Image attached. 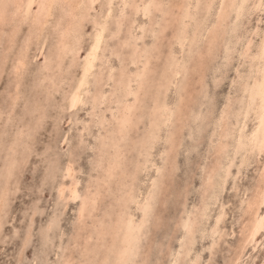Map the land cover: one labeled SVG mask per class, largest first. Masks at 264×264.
Segmentation results:
<instances>
[{
    "label": "rangeland",
    "instance_id": "rangeland-1",
    "mask_svg": "<svg viewBox=\"0 0 264 264\" xmlns=\"http://www.w3.org/2000/svg\"><path fill=\"white\" fill-rule=\"evenodd\" d=\"M0 1H1L0 7L1 8L4 7L5 13L7 12V14L3 13L2 16H4V18L0 17L1 18L0 23L2 22L1 23L2 26H3V24L5 25L4 27H2L0 24V28H1L0 29V203H1L0 204V264H58V263L59 264H93V263L94 264H103V263L104 264H110V263L115 264L116 261H113L116 259L115 246H117V244L119 242L118 241L119 238L117 237V235H113L111 233L110 227L112 226V223H110V222H114L112 219L117 218V214H116V211H117L116 207L117 206L116 205H117V202L121 199L120 194H122V195L125 194V193H122L121 191L127 192V190L129 191L130 187L132 189V187L135 185L137 186L138 183H139V185L136 187L137 189L134 188L137 191H139V192H137L135 190L137 196H136V194L133 195V191L130 193H131V195H133V197L135 196L134 200H135V198H137V199L139 198V199L138 200L136 199V201L134 203H129V205L131 204L129 206V210H131V212L133 211V213H131V212L130 213L132 216L134 214L136 215V216L134 215L135 217L133 216V220L137 221V222L139 220H141L142 215H138V213L140 214L141 211L139 209H137L138 207L136 208L135 206H137V205L139 206L138 203L142 202V199H144L145 197L148 198L150 196L151 197L154 196L152 194L151 195L149 194V192L152 193L151 190H153L154 188L156 190L154 189L155 191H153V192H156L157 189H159V190L162 189V190L161 191L158 190L159 192L158 191L156 192V196H154L156 198H154V197L151 198V199H153V201L154 200L156 201L155 205L152 204V206L154 205L153 206L154 211L150 212L152 214L151 217L153 215L154 216L152 218H150L148 215L147 219H149L150 222L145 221V225H144L145 229H143L142 230L143 232H140V234H139V238H140L139 242L141 241L140 243H142L143 246L141 244H137L138 246L140 245L141 248L138 247L139 248V251L137 249L138 253L135 252V255L133 256L135 258V260L138 257L139 258L136 261L134 260V258H132V260L128 264H131V263L139 264V262L141 264V261L143 264H168V263L169 264H175L174 263L175 261H176V264H180V263L181 264L182 263L183 264H189V263L190 264H194V263L196 264L197 262H198L197 264H263L264 263V201L262 202V204L260 206L261 208L259 207V210H257V207H255V206L251 207V208L248 207L250 202L255 200L257 197L255 193H257L258 190L256 192L255 188H257L258 182L260 181L259 172L261 171V169H262L261 167H262V164L264 162V160H263L264 159V152L260 155L255 154L256 152H252V153L249 152V154H247V153L244 154V152H240V153H237V155H236V152L234 149L236 146L235 140H234V137H232L233 135L236 136L237 131L235 130V128L236 129L238 128V126H236V125L234 126V124H236V123H234L235 122L234 117H236V115H234V114L237 113V111L240 109V106H242L241 104H239L238 99L243 97L242 96V86L245 83V80L247 79V77L249 75H251V73L253 72V70L250 67L254 64L251 61L249 62V60H250L249 58H241L242 54L244 52V51L242 52V50L245 49L246 42H247L246 38H247L248 40L252 41V46H253L252 51L253 52L251 51V53L255 52L254 47L256 46V43H258L257 40L259 39V37L257 36V38H256V34H254V33L257 31L258 27L260 29H263V27H264V21H263L264 20V14H263L264 10L263 9L259 8L260 10L259 9L256 10V7L253 6L254 4L252 2L249 3V6H246V12L244 13L243 16H241V18L243 17L242 19H244V21L242 19H240V22L242 21L241 22L242 25L240 27L239 26L240 24H239L237 27V32H239L240 34L242 33L243 35H239L235 31V34H238L239 39L244 36V38H242L244 41L242 39L239 40L237 38V35H236L235 38H236V40L237 39L238 40L237 41L234 40L231 43L230 40L233 36H231V38H229L227 36H226L227 38L225 37L227 39V40L226 39L225 40L230 41V43L232 44V46L234 48L237 47L236 48V49H238L237 52H236V49L235 50L232 49V51L233 52L235 51V52L233 53L231 51V54L229 56L231 58H228V59H226L225 57L223 58L224 55H223L222 51H224V45L225 44L223 45L222 43H225V42H223V40H222V42H221V40L220 41L218 40V42L216 43V46H215L218 49L215 53L216 55L213 52L214 58L212 57V54L210 57V54L205 55V52H204V54L202 56L204 59V60H202L203 65L206 64L204 67L194 68L192 70V72L194 70H196V71L198 70V71L193 72V74L191 73V70L188 73H186V75H184V76L181 74L182 78L186 76L185 77L186 80H183V82L187 81V83H188L187 85L184 86L185 89L183 87L182 93H181V90L179 89L180 88L179 83L182 81V78L180 77V75L178 77H176V79L179 78L178 79L179 81L176 79L173 80L172 85H170L171 87L169 86V88L167 90V91H169V90L170 91L168 93H166L167 91H165L164 92L165 95L163 94V92L159 93L157 91V86L148 85L150 87H145V88H148V89L144 88L145 89L144 92L147 95H144L145 93L140 89L142 92L139 91V99H140V101H144V102L136 104L138 107L137 111L139 110L140 104L142 105L141 106L142 108H140V110L138 112L136 111L137 112L136 114H138L139 117H138V115H135V117H134V119L136 118V120L138 118V120H137L138 125L135 122L136 120H132L133 121L132 124L128 125V128L130 127L131 129L129 128V129H127V131H125L126 132L125 136L126 137L129 136V137H127L128 139L126 140V137H124L123 139L121 138L122 140H119L118 138H117L118 139L117 140L116 134L114 135V133H113V135H112L109 133H112V131L114 132V130L117 129L116 128L117 127L116 122H114L115 121L114 118L118 115V112H117L118 107L117 106H119L118 105L119 102H116L115 99L119 100L120 99L119 97L122 93L121 92L119 93L120 90L116 91L117 93H119V95L117 93H113V89L116 88L117 83L120 82L119 79H121V75L123 74L122 72H124L125 74H129L130 76H133L134 73H136L138 70H140V67H142V64H141L142 61H140V60H137L136 64L128 63L130 58L127 56V54L130 56L134 50L140 51V49H141V51H143L142 55H145L146 53L149 54L153 50L152 52H155V53L153 54L151 52L149 54V56L151 58L150 62H149L151 66H149V67L153 68L155 71L153 73L154 78H156L158 76L159 71L161 73V70H163L165 68V66L173 60L172 56H174V57L176 56L175 58L177 59V62H179V60H180L179 63L181 65H184L186 63L189 64V61H191V60L193 61V59H190V58H189L190 60L188 59V57L191 56L189 54V51H188L189 50V46H188L189 43L186 42L187 44L186 43L184 44V47H183L184 49H183L180 46V44H176L177 41L175 40V38H173L175 33L172 36L173 32H175L177 30L178 22H180L176 19L174 14H176L177 7L180 4L181 0H161L160 8L155 9L152 12V14H150L151 16L150 15L144 16L142 11L141 12L140 11H137V12L134 11V9H133L134 5H137V4L141 5L140 0H135L136 4L135 3L132 4V3H130L131 2L130 1L129 3L131 5V7L128 4L129 6L127 5L125 8H124V4H123V1H125V0H112L111 6L107 4L109 0H92V3H90V4L87 3L88 7L81 5L82 8L79 7L78 4L76 3V1L79 2V0H74V2H73V0H70V3H72L74 7H75V5L77 7V9L76 8L74 9L75 11L73 10V12H75V14L74 13L70 14L73 18L67 12H65V10H62V8L57 10V8H58L57 6L55 7L54 11L51 12V15L55 13L54 17L51 15L50 16L44 15L45 16L44 17L38 8L40 0H34L33 5L31 7V10L28 13L30 17L32 16L31 17L32 20H30L31 18L28 15L24 14L23 8H21L23 6L25 8V5L23 3L26 0H22V1H24L21 4L22 6L21 7L17 6V8H16V5L14 4L15 0H9V1L8 0H0ZM84 1H85L84 3L86 4L87 0H84ZM145 1H147V0H143V2H145ZM9 2H11V3L14 2V3L13 4L10 3L11 4V6H10V5H8ZM17 2H18V0L16 1V3ZM195 2H196L195 0L191 2V5L189 6L190 10L194 11V7L196 5ZM112 3H113V5H112ZM114 3H117V4H114ZM216 3H217V5H213V7L210 10L213 12L212 15H211V12H209L210 15H208L209 17L212 16V18L211 17L209 18L208 16L206 17V19L209 20V22L207 21L208 23L206 22V25L210 24V25H208V27L205 26V28H206L205 30L208 32L205 34L206 36L204 35L205 37L203 36L204 39H201L202 41H200L197 44L198 48H200L201 51L205 50L204 49L206 46L205 43L207 41L205 39H208V35L211 33V31L209 33V29L212 30V28L214 27V24L216 23L217 18H218L217 15L219 12V10H218L219 9V1H216ZM6 4L8 5L7 7H6ZM103 4L105 6H103ZM14 7L18 10L17 12H16V9ZM114 7H115V9H114ZM215 7H216V9H215ZM8 8H12V10L13 9L14 10L12 11L11 9H8ZM18 8H21V10ZM78 8L80 11L78 10ZM86 8L87 9L89 8L90 10L89 9L87 10ZM112 8H113V10H112ZM127 8H128V10H127ZM198 8H200V7H198ZM251 8H255L254 11ZM125 9L130 14H128ZM109 10L113 11V12H110V14H112V13L113 14L109 15L108 18L111 19V17L113 16V17H115V19L113 17L111 20H109L108 18H105L108 15L107 12ZM115 10L118 12H115ZM122 10L123 11L125 10V12L122 13L123 12ZM157 10H158V12H157ZM11 12L12 13L15 12L16 14L17 13L18 14L16 15L14 13L12 15ZM77 12H78V15H77ZM197 12H199V9ZM259 12L261 13L262 16L260 15ZM135 13H136V15H134ZM216 13H217V15H216ZM257 13H259V14H257ZM203 14L204 13H202L200 15L201 17L198 16V13L196 14V16H198L199 18L196 17L198 19L194 20L193 23L190 22V24L187 28L188 33L192 29H194L195 22L199 19H202ZM11 15L14 17H12ZM15 15L19 18H21L23 16V18H21L22 20L19 18H16ZM20 15H22V16H20ZM25 15H26V18H25ZM127 15L130 17H128ZM77 16H78V18H77ZM118 16L119 17L123 16L122 17L123 22H122L120 32H123V31L124 32L120 33V35H119V32H118V34H116V32H115L116 26L114 27V24L116 25L117 18H119ZM229 16H231L232 19L230 17H228V20L226 19L227 24H231L233 22L234 17H235V15L232 13ZM74 17H76V19ZM5 18L9 22L6 21ZM9 18H10V20H9ZM35 18L39 19V21L41 22V23L39 22L40 25L39 24L37 25L34 22ZM48 18L49 19L51 18V19L49 20ZM85 18H87V20ZM91 18H93V19H91ZM105 19L107 21L106 22V24H107L106 29L107 30L104 32L103 43H102L103 46L101 45V51L99 52V54H100L99 60H97V65L95 64V68L93 70V73H92V75H90L88 82L82 91V102L80 104H78V107L73 108L74 109L73 110L70 108V102L69 101H70V96H71V94H72V92H73V90L77 84L78 79L81 78V70H82L81 68H82V63H83L82 60H84L86 53H87V49L89 48L90 43L92 41V38L96 32V26L98 27V24L99 23L101 24ZM213 19H214V24L212 23ZM259 19H261V20H259ZM11 20L13 21V23ZM19 20L21 22L19 23L20 25L18 26L17 24H18ZM66 20L69 23L73 22V23H70L71 27H68L70 24L68 25V22ZM113 20H115V22ZM126 20H128V21H126ZM175 20L178 22H176ZM46 21H48V22H46ZM77 21H79V23ZM111 21H112V23H111ZM156 21H157V23H156ZM31 22H32V24H31ZM56 22H57V24H56ZM76 22L78 23V26H77ZM113 22H114V24H113ZM124 22H125V24H124ZM42 23L43 24L45 23L44 27H43ZM129 23H131V24H129ZM26 24H28V25H26ZM79 24H81V26ZM168 24H170V25H168ZM211 24L213 27H211ZM227 24H226V26L228 27ZM39 26L42 29L43 33H42V31H40V29L38 31L37 27H39ZM74 26H77V27H74ZM151 26H152V28H151ZM158 26H161V27H158ZM242 26L246 31H244ZM26 27H27V29H26ZM31 27L33 28V31H32L33 33L37 29L36 31L38 33L37 32L34 33L35 37L32 36L33 33L31 32V30H32ZM125 27L127 28V30L125 29ZM128 27H130V28H128ZM230 27H228L229 28L228 30H230V29L233 30L236 28V27L235 28H232V27L230 28ZM3 28H5V31H3L4 30ZM130 29H131V31H130ZM189 29H191V30H189ZM238 29H240V30L238 31ZM252 29H254V30H252ZM10 30H13V31L11 32ZM133 30L135 32H133ZM154 30H155V32H154ZM173 30H175V31H173ZM14 31H18V32L15 33ZM51 31H52V33H51ZM3 32L4 33L6 32L5 35ZM252 32H254V33H252ZM39 33H41V34H39ZM63 33H67L65 35V37H63V38H65V41L67 42L68 50H66V54H64L60 59H58L56 57V51H57L56 48H58L57 43L61 40V36ZM124 33L127 35H125ZM161 33H163L165 35H162ZM246 33H248V34H246ZM251 33H252L253 37H250ZM43 34H45V35H43ZM143 34L146 35L147 38L144 39L145 36L143 37ZM54 35H56V37ZM122 35H124V37ZM157 35L159 36V38ZM189 35H191V32L189 33ZM228 35H230V34H228ZM40 36H41V38H40ZM126 36H128V37H126ZM133 36H134V38H133ZM162 36H164L165 38ZM240 36H242V37H240ZM32 37H33V39H32ZM125 37L127 40L125 39ZM152 37L155 39H152ZM130 38L132 40L131 44H130L131 41L129 40ZM113 39H114V41H113ZM123 39H125V40H123ZM133 39H136V40L133 42ZM141 39H143L144 42ZM156 39L158 40V43H160L159 40H161V43L156 44L157 43ZM137 40H138V43L140 44L141 48H140L139 44H137ZM154 40H156V41H154ZM18 41H21L20 44ZM125 41H127V42L129 41L130 46L126 45L128 43ZM104 42H106V43H104ZM112 42H113V44H112ZM141 42H142V45H141ZM237 42L239 43L238 45H237ZM241 42H243L242 45L240 44ZM153 43H154V45H153ZM219 43L222 46H220ZM171 44H172V46H171ZM234 44H236V45L234 46ZM26 45H27L26 51L24 53H22V50L26 47ZM107 45H109V46L107 47ZM118 45H120L119 48L116 47ZM121 45L123 47V50L120 49V48H122ZM134 45L136 47L139 46L140 49L135 48L133 50V48L135 47ZM201 45L203 46V48ZM18 46H20V47H18ZM155 46H157V47L154 48ZM158 47H159V49H157ZM240 47H241V49H240ZM168 48L173 50L171 52L173 55L170 54V52H169L170 49H168ZM221 48H222V50L220 51ZM124 49H125V51H124ZM146 49H150L151 51L148 50L149 51L148 52ZM111 50H113V51H111ZM126 50L127 51L129 50L131 52L127 53ZM116 51H117V53H116ZM159 51H160V53H159ZM106 52H108V53H106ZM118 52L121 54H119ZM124 52H126V54ZM184 52H186V53L184 54ZM105 53H106V56H105ZM168 53L170 54L171 59H167V58H170V57H168L169 56ZM117 54H119V55H117ZM158 54H159V57H156V56H158ZM177 54H179V55H177ZM218 54H219V56H218ZM237 54L239 55V57ZM20 55L24 56V60H23L24 64L22 66H20V63H19V65H17V59L20 58ZM107 55H109V57ZM115 55H116V57H115ZM103 56L106 57L108 60L106 58L103 59ZM124 56H127V57H124ZM153 56H154V58H153ZM185 56H186V59H185ZM46 57L52 58L51 64H49L50 61L45 60ZM136 57H138V55H136ZM216 57H218V58H216ZM100 58L102 61L100 60ZM125 58L127 60L124 62L123 59L125 60ZM210 58L212 61L210 60ZM215 58L217 59V61ZM109 59H110V61H109ZM225 59L228 62H226ZM230 59H232L233 61ZM103 60L104 61L106 60V61L104 62ZM168 60H169V62H168ZM236 60L240 63H238ZM107 61L109 62V64L111 63V65L106 63ZM210 61H211L212 65L210 64V66H209ZM45 62L50 65L49 69H46V67L44 65ZM126 62L128 64H126ZM223 62H224V64H223ZM243 62L246 66L243 64ZM192 63L194 64V62H191V64H189L190 68L193 65ZM113 64H114V66H112ZM129 64H131L132 66ZM220 65H222V66H220ZM239 65H243V66H241L242 67L241 70H240ZM210 67L213 71L210 70V72H209ZM110 68H111V70L113 69V72L110 70ZM128 68L130 70H131V68H133V69L130 71ZM202 68H204V69H202ZM220 68L222 70H220ZM246 68H248L249 70L248 69L246 70ZM104 69L107 70L108 72L105 71ZM123 69L128 70L129 73L124 71ZM216 69L218 71L217 72L218 74L221 72H223L224 74L221 73L218 75L216 73ZM227 69H229V70L227 71ZM110 71H111V73H110ZM133 71H136V72H133ZM208 72H209V74H207ZM245 72L246 73L249 72L248 76ZM108 73H110L112 76L109 81H108V76H107ZM132 73H133V75H132ZM197 73H198V75H197ZM200 73L202 74L201 76H200ZM241 73H243V74L245 73L246 77L244 75H242ZM187 74H189V75H187ZM98 75H99V79L100 78L105 79V80L103 79L102 81H98L99 84L101 83V88L103 87L102 90L105 89L103 91V98L104 99L102 98L103 99L102 103H104L105 105L100 104V106L98 105L96 108H94L93 105L95 103L93 102V97L96 95L95 86L97 87V84H96V80L93 81V79L95 78V76H98ZM190 75H192V76H190ZM92 76H94V77H92ZM102 76H104V77H102ZM197 76H199V77H197ZM221 76L224 79L221 78ZM235 76L237 79L235 78ZM200 77L203 79L205 84L200 80ZM205 78H206V80H205ZM180 79H181V81H180ZM113 80H116L117 82L116 81L114 82ZM198 80L200 82H198ZM214 80L215 81L218 80V81H216V83H215ZM233 80H235V81H233ZM106 81L110 84H108ZM212 81H214V82H212ZM201 82L203 83V85ZM237 82H239L240 84L239 83L236 84ZM73 83H74V85H73ZM241 83H242V85H241ZM104 84H106V85L104 86ZM133 84H132L133 85L132 90L133 89L136 90V83H133ZM64 85H65V87H64ZM112 85L114 88L112 87ZM238 85L240 87H237ZM153 87H155V88H153ZM153 89H155V90H153ZM151 91L153 92V94H151L152 93ZM155 91L158 93H155ZM183 92H184V94H183ZM83 93H84V95H83ZM90 93H92V95ZM106 93H107V95H106ZM141 93H144V94H141ZM148 93H149V95H148ZM176 93H177V95H176ZM179 93H180V95L182 94L183 96L182 95L180 96ZM190 93H191V95H190ZM166 94H168V95H166ZM195 94H196V96H194ZM154 95L157 97H155ZM113 96H114V98H113ZM122 96L123 95H121V97ZM160 96H161V98H160ZM166 96H168V97H166ZM129 97L130 96L127 97L126 101L132 102L133 96L130 98ZM181 97H182V101L180 102ZM111 98L114 101L111 100ZM156 98H158V101L156 100ZM165 98H166V100H165ZM156 102H159L160 104L165 103L167 108H173V110L175 111L174 117H172L171 118L172 120L170 121V123H168V125H166L168 127H166L164 125L160 126V127H162V128H160V130H159L157 125H155L153 127L154 124L152 125V123H151L152 120H154L152 114L154 112L156 114V111L154 109H156V106H158ZM172 102H174V103H172ZM84 103L86 105H84ZM92 103H94V104H92ZM237 104H239L238 105L239 107L237 106ZM170 105L173 107H171ZM226 105H227V107H225ZM101 107H103V108H101ZM149 107H151L150 108L151 113H149L150 112ZM186 107H187V110H186ZM68 108L70 110H68ZM104 108H106V109H104ZM112 108L115 110H113ZM175 108L178 109V112H176L177 109L175 110ZM99 109H101L106 116ZM109 109H111V110H109ZM223 109L224 110H231V113L233 114V115H231L232 117L229 116L228 120H227V122H228L227 124L229 126L228 128H230L233 132L231 131L230 136H227L228 138L227 137L225 138L226 141H225L224 137L221 138V136H222V124L223 123H221L222 119H220V117H221L220 113L224 111ZM173 110L171 112H173ZM110 111H111V113H109ZM101 113L104 116L103 115L102 116L97 115V114H101ZM145 113H147V114H145ZM111 114L113 116H111ZM198 115H199V117H198ZM221 115H222V113H221ZM99 116H101V117H99ZM151 116H152V118H151ZM160 116L161 115L159 113L156 114V117L160 118ZM203 117L205 119H203ZM193 118H194V120H193ZM111 119H113L112 122H111ZM206 120H208V121H206ZM217 120H219V121L217 122ZM232 120H233V123H232ZM251 120H252V122H251ZM202 121H203V123H202ZM211 121H213V122H211ZM249 122H250V125H249ZM209 123L214 125V127L211 124L209 125ZM214 123H216V125ZM113 124H115V127H113L114 126ZM149 124L151 125L150 128H149V126H150ZM192 124H193V126H192ZM134 125H137L136 127L138 129L135 128ZM175 125L176 126L178 125V127H175ZM252 125H253V119L251 116L249 118V121H247V126H246L247 128L245 129V130H247L246 131L247 133L251 130ZM132 126H134L133 127L134 130H133ZM194 126H195V129H194ZM203 127H205V128H203ZM108 128H109V130L107 131ZM164 128H165V130H164ZM176 128H178V129H176ZM180 128H181V130H180ZM248 128H250V129H248ZM198 129H200V130H198ZM208 129H212V130L210 131ZM110 130H112V131H110ZM148 130L150 133H148ZM150 130H153V132ZM154 130H155V132L158 131L157 134L154 133ZM167 130H169V131H167ZM171 130H172V133L170 132ZM174 130H175V132L177 131L176 134L173 133ZM201 130H203L204 131L203 134L205 133V134H207V136L205 134L203 135L202 133H200ZM104 131H105V133L107 132L108 134L103 133ZM129 131L131 134L129 133V135H128L127 132H129ZM160 131H161V134H159ZM197 131L198 132L200 131L199 133H200L201 138H199V136L197 137V135L199 134V133H197ZM216 131L217 132L219 131L220 132L219 134L221 136L218 135V133ZM24 132L26 133V135L24 134ZM178 132H180L181 136L177 135V134H179ZM212 132H214V133H212ZM151 133L156 134V136H153L154 134H151ZM194 133H196V134H194ZM100 134H101V136H100ZM158 134L160 135L159 137L157 136ZM169 134H170V137H167ZM172 134H174L175 137L177 136L178 139L182 138L181 141L179 140L180 141L179 142L178 139L172 137ZM213 134L217 135V136L215 135L216 139H215V136L212 139ZM142 135H144V136H142ZM149 135H150V137H149ZM209 135L211 136V139L209 138ZM130 136H131V138H130ZM203 136H205V137H203ZM218 136L220 138H218ZM151 137L152 138L156 137L157 140L155 138V141H154V140L150 139ZM196 137L199 138L198 140L201 142H199ZM229 137H231L233 139H231ZM110 138H111V140H110ZM144 138H146V139H144ZM173 138L175 141L172 140ZM20 139H22V140H20ZM102 139H104V140H102ZM112 140H114V141L117 140L118 142L116 141L117 142L116 147L114 146V147H111V149H110L109 148L110 146L115 145L114 141H112ZM195 140H197L198 142L197 141L195 142ZM209 140H211V144L208 143V142H210ZM227 140H229V141H227ZM232 140H234V141H232ZM172 141H173L174 145H176V146L171 144ZM177 141H178L177 144L179 145V147H177V144H176ZM218 141H219V143H218ZM230 141H232L234 144ZM19 142H20V144H19ZM102 142H104L105 148L101 147ZM131 142H133V143L131 144ZM220 142L229 145V146L227 145V147L224 149V152L221 153V157H224L223 160L225 161V164H227L226 166H225L224 162L222 161V159H220L221 158L220 153H219V155H218V153H216L219 160H216V157L214 158V156H216V154L214 153L215 147L217 145L216 143H218V146H219ZM226 142H228V143H226ZM147 143H148V147L146 145ZM133 144L135 145V147L133 146ZM142 144H143V146L146 145L147 149L150 148L149 149L150 151L149 150L146 151L147 149H144V150L140 149V148H146V147H143ZM230 144H231V146H230ZM152 145H153V147H152ZM25 146H27V147H25ZM107 147H108V149H107ZM127 148H129V149H127ZM175 148H177V149H175ZM210 148L214 149V150L212 149L214 155H213V153H211L212 150ZM217 148H216V150H217ZM119 149H121V150H119ZM124 149L126 151H124ZM133 149H135V150H133ZM151 149H152V151H151ZM233 149H234V151H233ZM114 150H116V152ZM165 151H166V153H165ZM148 152H149V155H148ZM231 152H235L236 156L234 155V153H231ZM11 153H13V154H11ZM101 153H103V154H101ZM114 153L115 154L118 153L119 157H117L116 159L113 158L112 154H114ZM125 154H127V155H125ZM241 155H244V156L241 157ZM15 156L18 159L14 158ZM17 156H19V157H17ZM148 156H152V158L148 159ZM231 156H233L234 159L236 157L237 162H236V160H233V158ZM121 157H123V158L121 159ZM141 157H144V158L146 157V159H145L146 162L143 160L144 158L141 159ZM167 157H170V158H167ZM112 158H113V160H111ZM127 158H130V159L127 160ZM136 158H138V159H136ZM213 158H214V161H213ZM226 158H230V159H226ZM258 158H259V160H258ZM102 159L103 160L106 159V160L102 161ZM147 159L148 160L152 159L151 160L152 162L151 161H150L151 163L148 162ZM225 159L228 161H226ZM244 159L245 160L247 159L246 163H249V164H245ZM253 159L256 163L258 162L259 165L256 164L255 162H253ZM98 160H99V163H98ZM125 160H126V164L124 165ZM231 160H232V163L234 162L235 164L233 163V165H232V163L230 162ZM248 160H250L252 162H250V161L248 162ZM53 161L56 164H54ZM117 161H119V164H121V165L117 164L118 163ZM127 161H129V162H127ZM134 161H138L139 163H136ZM217 161H218V163H217ZM219 161H221L220 163H222V164H220ZM241 161H242V163H241ZM102 162H104V163H102ZM130 162L133 165H131ZM243 162L245 164V167L243 165ZM97 164L100 165V166L98 165L100 168L101 167H103V168H101V170H100V168L97 166ZM135 164L138 166H136ZM148 164H150V165H148ZM162 164H163V166H161ZM208 164L209 165L211 164L213 166L211 167V165L209 166ZM239 164H242L243 168L241 167V165L239 166ZM51 165H52V167L54 166L55 168H52ZM123 165H124V168H123ZM215 165L216 166L218 165V167H215ZM228 165H230V166H228ZM236 165H238L240 168ZM247 165H249V167H246ZM57 166H58V168H56ZM66 166L67 167L70 166L71 170L74 171V172H72V176L75 173L73 178L72 177H64ZM73 166H74V168H72ZM127 166L130 170L133 166L136 167L137 170L133 167L132 169L133 170L135 169V170L134 171L132 170V171L133 172L138 171L139 173L136 172L133 174L131 171V172H129L130 174L128 175V171H130V170L127 168ZM223 166L225 167V169H227L226 171H225ZM231 166H233V168H231ZM152 167H154V168H152ZM155 167H157L159 169L163 168V170L161 169V171H160L161 175L158 172L159 169H157V168L155 169ZM111 168L113 171L111 170ZM140 168H142L141 171H140ZM172 168H174V169L172 170ZM257 168H258V170H257ZM125 169L127 171H124ZM151 169L154 171H151ZM230 169H232V170H230ZM239 169H241V170H239ZM121 170H123V171H121ZM146 170H148V171L146 172ZM155 170H157V171L155 172ZM6 171H7V173H6ZM54 171L56 173H53ZM95 171L98 172L99 174L102 173L104 175L101 176V175L97 174ZM165 171H167V172H165ZM216 171H217V174H216ZM238 171H240V174ZM106 172H108V173L110 172V173L107 174ZM122 172H123L124 176L122 175ZM125 172H127V173L125 174ZM140 172L142 175H140ZM236 172L238 174H236ZM92 173H94V175ZM168 173L169 174L172 173V174L169 175ZM226 173L227 174L230 173V174L227 175ZM105 175L107 176V179L105 178L106 177ZM108 175H110L111 178ZM132 175H134V176L136 175V180H135V178L132 177ZM147 175H149V176H147ZM219 175L222 176L223 178L219 177ZM75 176H78V177H76V179H75ZM103 176H104V178H102ZM128 176H130V178H128ZM137 176H139V179ZM143 176L146 178H143ZM160 176H162V177H160ZM211 176H214V177H211ZM95 177H97L96 178L97 180H95ZM141 177H142V179H141ZM151 177L153 180H155L154 182H157L159 185L156 184V186H154L153 181H152V183L149 182L152 180ZM91 178L94 179V180H92V182L95 181V183H97L96 185H95V183H92V186H89V183L91 184ZM166 178H168V179H166ZM99 179H101V182L105 179L107 184H105V186H104L103 182H105V181H103L101 183V182H99ZM125 179H128V180L125 181ZM129 179H130L131 184L130 183L128 184V182H127V181H129ZM88 180H90V182ZM123 180L125 181V183L123 182ZM137 180H138V182H136ZM3 181H5V182L3 183ZM76 181L78 182V185L76 184L77 185L76 187L77 188L79 187V189H77V191H79L78 194H79V197L81 199L79 198L77 200H72L69 197L70 193H69L68 188L73 186L74 185L73 183H76ZM80 181H81V183H80ZM109 181H111V182H109ZM134 181L136 183H134ZM206 181L207 182L211 181V182L207 183ZM132 182H133V184H132ZM142 182H145V184L143 183L144 185H146V184L148 185L149 183L150 184H149V186L146 185V187H145L142 184ZM216 182H218V184ZM219 182H221V183H219ZM61 183L62 184L64 183L63 185L65 187H67L65 189L66 192H64V196L66 194V197L68 196L69 199H68V197L67 198L59 197L60 192L58 191L59 190L58 186L62 185ZM205 183H207L206 186H203V185H205ZM214 183L219 187V189H218L219 191H217V189H215L214 186H216V185ZM100 184H101V186H100ZM120 184L125 189L122 187L119 188ZM126 184H128L129 186ZM93 185H95V187H97V188H95ZM97 185H99V189H98ZM117 185H119V186H117ZM211 185H213V187ZM117 187H118V190H117ZM142 187L146 188V189H144L145 193H144V190L142 189ZM149 187L153 188V189H150ZM261 187H262V184H261ZM84 188L86 189V193H89V194H86V197L84 194L85 193ZM102 188L103 189L105 188V189L102 190ZM127 188H129V189H127ZM138 188H141V189H138ZM81 189H82V192H80ZM114 189H116L117 192ZM134 189H132V190H134ZM252 189L254 190V193L252 192L253 191ZM67 190H68V192H67ZM91 190H92V192H91ZM94 190H96V192H94ZM209 190H211L212 192ZM246 190H247V192H246ZM97 191L99 192V194H101L100 195L101 197L99 195H97V193H98ZM114 191H115V193H114ZM108 192H109V194H108ZM111 192H112V195L114 193L113 196L111 195ZM206 192H209V193H206ZM259 192H260V190H259ZM146 193H147V195H145ZM81 194L84 197H82ZM119 195H120V197H119ZM247 196H249V198ZM112 197H114V198H112ZM201 197H203L204 199H202ZM205 197H206V199H205ZM84 198L88 199L87 204H85L83 206V208H84L83 211H86L87 213L83 212V215H82L83 218H82V217H80L81 214H79V213H81V211L79 209H82V204H80V202L83 203ZM89 198L91 201H92V198L95 199V202L90 201V203H88ZM96 198H97V200L98 199H100V200L97 201ZM107 199H108V201H107ZM145 199L143 201H145ZM250 199H251V201H250ZM243 200H245V201H243ZM155 201L153 203H155ZM200 201H202L201 203H203V204H200ZM97 202H99L100 205ZM100 202H102L103 204ZM111 202H112V204L113 203L114 204L112 205ZM247 202H249V204ZM91 203H92V205H90ZM93 203H94V206H93ZM204 203H205V205H204ZM64 204H66V205H64ZM88 204L91 207L93 206L92 207L93 210L95 209L96 211H98L97 214H96L95 210L93 211L92 208L88 206ZM198 204H199V206H198ZM242 206H243L244 210H243ZM60 207H61V209H60ZM130 207H131V209H130ZM88 208H89V210H88ZM207 208H208V210H207ZM245 208H247V209L245 210ZM101 209H102L103 213H102V211H100ZM61 210H62V212H61ZM104 210L107 212H104ZM136 210H138V211H136ZM77 211H78V213H76ZM88 211L89 212L91 211L90 214H92V215H90ZM99 211H100V213H99ZM57 212H58V214H57ZM191 212H192V214H191ZM194 212H196V213H194ZM189 213L193 216H191ZM203 213H205V214H203ZM245 213H246V215H245ZM78 214H79V217H77ZM87 214L90 215L91 217H94V219L90 218V216H88ZM94 214L97 216H95ZM98 214H99V216H98ZM243 214H244V216H243ZM53 215H54L55 221L53 220ZM187 215H189L191 217L190 218L191 220L193 218L196 219V225H193L194 227L191 228L192 233L189 234V235H191V237L188 236L187 232H184L186 230L182 226L183 222H180V220L182 219L181 217H183L182 220H184ZM255 215H257V216L259 215L258 219L260 220V222H259L260 228L258 226V230H257L256 234L253 236V238H251L250 234H251L252 229H253V225L251 226V219L254 218ZM138 216L140 219H138ZM155 216H157L159 218V220H158V218H155ZM189 216H187V217H189ZM85 217H87V218H85ZM89 218L92 219L93 221H91ZM100 219H103V220H100ZM246 219H247V222L249 223L248 226H247V224H248L247 222H246L247 224H245ZM248 219H250V221ZM109 220H110V222H109ZM219 220H220V222H219ZM51 221H54V222L51 223ZM78 221H81V223ZM146 222H149V223L146 225ZM252 222H253V219H252ZM87 223H88V226H87L88 228L86 227ZM75 224H76V227L74 226ZM48 225H49V227H48ZM80 225H82L81 228H80ZM148 225H149L148 230H146ZM44 226H46V229ZM209 226H210V228L213 229V231H211ZM213 226H215V227H213ZM246 226H247V229L243 228ZM74 227L75 228L78 227V228L75 229ZM93 227H95V228H93ZM200 227H202V228H200ZM85 228H87V229H85ZM214 228H216V229L218 228V229L214 230ZM219 228H220V230H219ZM200 229H201V231H200ZM242 229H243V231H242ZM87 230H89V232H87ZM244 230H246V231H244ZM44 231L47 232L46 233L47 237H46V234L44 233ZM144 231H147V233ZM208 231H210V232H208ZM80 232H82V233H80ZM85 232L88 233L89 236ZM211 232H213V233L215 232L214 234L212 233V236H214L216 234L214 237H216L219 241L210 235ZM244 232H245V234H244ZM144 233H146L147 235H145ZM241 233H242V235H241ZM50 234H51V236H50ZM92 235H93V237H92L93 239L91 238ZM94 235L96 237L98 236L97 241H96V239H95L96 237ZM102 235H104V236H102ZM85 236H86V238H85ZM87 236L89 238H87ZM100 236H101V238H100ZM112 236L115 237V238H113V239H116L115 242H114V240H112ZM247 236H248V238H247ZM59 237H62V238H59ZM81 237H82V241H81ZM104 237H106V238H104ZM142 237H143V240L146 239V241L145 240L143 241L141 239ZM189 237L192 238L191 241H189V239H190ZM221 237H222V239L220 240L219 238H221ZM243 237H244V239H243ZM46 238H48V239H46ZM182 238L184 241H186V240H188V241L183 242V240H181L179 242L178 240L182 239ZM241 238L243 239V241ZM86 239L88 240V242ZM91 239L93 241L90 243ZM104 239L108 240L107 241L108 243ZM109 239L113 242H111ZM249 239H250V241H249ZM98 240H102L104 244L101 241L99 242ZM85 241H86V244H85ZM211 241H214V242H211ZM216 241H218L217 242L218 244H216ZM191 242H193L194 246H193V244H190ZM238 242H239V244H238ZM101 243H102V245H105V246H103V247L99 246V245H101ZM106 243H107V245H106ZM184 243H186V245ZM211 243H212V246L214 244H216V245H214L212 247ZM74 244H76V245H74ZM90 244L93 246L94 249L92 248V246ZM96 244H98V245H96ZM114 244H116V245H114ZM149 245H151V246H149ZM255 245H257V246H255ZM68 246H70V247H68ZM144 246H147V247L145 248ZM161 246H162V248H161ZM178 246L180 247L179 249H178ZM187 246H188V248H187ZM101 247L103 248L102 251H101V249H102ZM242 247H243V249H242ZM60 248H61V250H60ZM238 248H239V250H238ZM145 250H149V251L147 252ZM61 251H62V254H61ZM178 251H179V254L177 253L178 256L182 253V255H183L182 257H184L183 258L184 261L181 260V258H182L181 256H179V258L181 257L179 260V258L177 257V254H175ZM238 251L241 253V255H240V253L237 254ZM141 252H142V254H141ZM112 253H113L115 258L113 257ZM60 255L63 259L60 257ZM63 255H64V257H63ZM145 256H147L146 258L148 261L146 259H144ZM236 256H238V259ZM185 257H186L187 261L185 260ZM195 257L198 258V260H196ZM173 258H174V260H173ZM176 258H178V259L176 260ZM145 260L147 262H145ZM189 260H192V261H189ZM194 260L196 262H194ZM90 261H92V263Z\"/></svg>",
    "mask_w": 264,
    "mask_h": 264
},
{
    "label": "bare ground",
    "instance_id": "bare-ground-1",
    "mask_svg": "<svg viewBox=\"0 0 264 264\" xmlns=\"http://www.w3.org/2000/svg\"><path fill=\"white\" fill-rule=\"evenodd\" d=\"M9 1V0H8ZM16 1L17 0H15V5H16V8H17V6H19V7H21L22 5V3L24 2V1H22V0H18V2L16 3ZM111 1L112 0H109L108 1V5H110L111 6ZM131 1V2H130ZM192 1H194V0H181L180 1V4L178 5V7H177V12H176V14H174V16L176 17V19L178 20V21H180V22H178V21H176V22H178V27H177V30L175 31V30H173V31H175V32H173V34H172V36L174 35V33H175V35L173 36V38H175V40L177 41V43L176 44H180V46L183 48L184 47V44L187 42V43H189V54L191 55L190 57H188V59L190 58V59H193V61L191 60V61H189V64H191V62H194V64L191 66V68L189 67V64L188 63H186V64H184V65H181L179 62H180V60H179V62H177V59L174 57V56H172V61L170 62V63H168L166 66H165V68L163 69V70H161V73H160V71H159V74H158V76L156 77V78H154L153 76V73L155 72L154 71V69L153 68H150L149 66H151L150 65V56H149V54L153 51H151L150 49H146L147 51L148 50H150L151 52L149 53V54H145V55H142V52L143 51H141V46H140V44L138 43V40H137V44H139V46H140V48H139V46L138 47H136L135 45V47L133 48V50L136 48H138V49H140V51H138V50H134L133 51V53H131V55L129 56L128 54H127V56L130 58L129 59V62L128 63H131V64H136L137 63V60H140V61H142V67H140V70H138L137 72L136 71H133V72H136V73H134V75H133V73H132V75L133 76H130L129 74H125L124 72H122L123 74L121 75V79H119V81L120 82H118L117 83V86H116V88H114L113 87V85H112V87L114 88H112L113 89V93H117L116 91H119V93L121 92L122 94L121 95H123L122 97H121V95H120V99L119 100H116L115 99V101L116 102H119V106H117L118 107V115L114 118L115 119V121L114 122H116V130H114V132L112 131V130H110V131H112V133H109V134H112L113 135V133H114V135L116 134V139L118 138L119 140H122L124 137H126L125 136V131H127V129H129L128 128V125H130V124H132V120H136V118L134 119V117H135V115H138V114H136L139 110H140V108H142L141 106V104H140V106H139V110L137 111V109H138V107H137V105L136 104H139V103H141V102H144V101H140V99H139V91H145V89H148V88H145V87H150V86H157V91L160 93V92H163V94L165 95V91H167L168 90V88H169V86L170 85H172V82H173V80H175L176 79V77H178L179 75H180V77L182 78V76H181V74L184 76V75H186V73H188L190 70H191V73L193 74V72H195L196 70H194L193 72H192V70L194 69V68H197V67H204L205 65H203V61L202 60H204L203 59V54H204V52H205V55L207 54V55H209L210 54V57H211V54H212V57H213V52H214V54L216 53V51L218 50L215 46H216V43L218 42V40L220 41L221 40V42H222V40H223V42H225V43H222L223 45H224V51H222V53H223V58L225 57L226 59H228V58H231V57H229L230 56V54H231V51H232V49H236V48H234L233 46H232V41H237L239 38V36H238V34L239 35H243L242 33L240 34L239 32H237V27H238V25L241 27V22H240V19H242L241 18V16H243L244 15V13L246 12V6H249V3L250 2H252L254 5V7H256V10L257 9H263L264 10V0H195L196 2H195V7H194V11L193 10H190V5H191V2ZM216 1H219V12H218V15H217V13H216V15H217V21H216V23L214 24V19H213V24H214V27L212 26V24H211V27H213L212 28V30H210L209 29V33H210V31H211V33L208 35V39H205V40H207L206 41V46H205V50L204 51H201V49L200 48H198V43L200 42V41H202L201 39H204L203 38V36L208 32V31H206L205 29V26L206 27H208V25H210V24H207L206 25V22L208 21L209 22V20H207L206 19V17L208 16V15H210L209 14V12H211V15H212V11H210L211 10V8L213 7V5H217V3H216ZM1 2V1H0ZM33 2H34V0H26L23 4L25 5V8H24V6L23 7H21V8H23V12H24V14H26V15H28L29 16V11L31 10V7H32V5H33ZM73 2H74V0H73ZM85 1L84 0H79V2L78 1H76V3L78 4V6L79 7H81V5H83V6H87V3H92V0H87V2H86V4L84 3ZM114 2V1H113ZM120 2V1H119ZM135 3L136 4V2H135V0H125V1H123V4H124V8L129 4L130 5V3ZM140 2H141V5H139V4H137V5H134V7H133V9H134V11L135 12H137V11H142V13H143V15L144 16H149L150 14H152V12L155 10V9H158V8H160V4H161V0H147V1H145V2H143V0H140ZM179 2V1H178ZM177 2V3H178ZM6 3V2H5ZM11 2H9V4L8 5H10L11 6V4H13V3H11ZM4 4V3H3ZM6 4V7L8 6ZM114 4H117V3H114ZM2 5V4H1ZM112 5H113V3H112ZM128 5V6H129ZM193 5V4H192ZM251 5V4H250ZM3 6V5H2ZM5 6V5H4ZM9 6V7H10ZM13 6V5H12ZM58 7L57 8V10L58 9H61L62 8V10H65V12H67L69 15L71 14V13H74L75 14V12H73V10L76 8L77 9V7H76V5H75V7L73 6V4L72 3H70V0H40V2H39V11L42 13V15L44 16H50L51 15V12L52 11H54V9H55V7ZM103 6H105L104 4H103ZM115 6V5H114ZM118 6V5H117ZM88 7V6H87ZM120 7V6H119ZM130 7H131V5H130ZM198 7H200V8H198ZM15 8V7H14ZM15 8V9H16ZM21 8H18V9H20L21 10ZM82 8V7H81ZM92 8V7H91ZM111 8V7H110ZM109 8V9H110ZM122 8V7H121ZM123 8V9H124ZM8 9H11L12 10V8H8ZM87 9V8H86ZM89 9V8H88ZM87 9V10H88ZM103 9V8H102ZM114 9H115V7H114ZM193 9V8H192ZM198 9H199V12H197L198 11ZM215 9H216V7H215ZM253 11H254V9L255 8H251ZM259 9V10H260ZM10 10V11H11ZM14 10V9H13ZM12 10V11H13ZM78 10H79V8H78ZM82 10V9H81ZM90 10V9H89ZM93 10V9H92ZM91 10V11H92ZM106 10V9H105ZM104 10V11H105ZM112 10H113V8H112ZM126 10V9H125ZM125 10L122 12V13H124L125 12ZM127 10H128V8H127ZM127 10H126V12H127ZM258 10V11H259ZM18 10L16 9V12H17ZM75 11V10H74ZM80 11V10H79ZM78 11V12H79ZM175 11V10H174ZM249 11V10H248ZM58 12V11H57ZM78 12H77V15H78ZM110 12H113V11H111V10H109L107 13H108V15L105 17V18H108L109 17V15H112V14H110ZM115 12H118V11H116L115 10ZM157 12H158V10H157ZM198 13V16L199 17H201L200 15L202 14V13H204L203 14V16H202V19H199V20H197L196 22H195V26H194V29H189V30H191L190 32H191V35H189V33H188V26H189V24H190V22H194V20H196V19H198L199 17L198 16H196V14ZM262 12V11H261ZM3 13H5V10H4V7H0V17L1 18H4V16H2L3 15ZM9 13V12H8ZM12 13V12H11ZM10 13V14H11ZM15 13V12H14ZM14 13H12V15L14 14ZM20 13V12H19ZM22 13V12H21ZM87 13V12H86ZM128 13V12H127ZM234 14L235 15V17H234V19H233V22L231 23V24H227L226 22V19L228 20V17H230L231 18V16H229L230 14ZM260 13V12H259ZM259 13H257V14H259ZM5 14H7V12L5 13ZM16 14V13H15ZM18 14V13H17ZM16 14V15H17ZM32 14V13H31ZM55 14V13H54ZM54 14H52L51 16H53L54 17ZM67 14V15H68ZM81 14V13H80ZM92 14V13H91ZM90 14V15H91ZM128 14H130V13H128ZM141 14V13H140ZM173 14V13H172ZM264 14V13H263ZM11 15V16H12ZM15 15V17L16 18H19V17H17ZM26 15H25V18H26ZM33 15V14H32ZM117 15V14H116ZM134 15H136V13L134 14ZM142 15V16H143ZM260 15H261V13H260ZM20 16H22V15H20ZM44 16V17H45ZM56 16V15H55ZM71 16V15H70ZM85 16V15H84ZM83 16V17H84ZM128 16V15H127ZM151 16V15H150ZM233 16V15H232ZM246 16V15H245ZM262 16V15H261ZM12 17H14V16H12ZM30 17V16H29ZM32 17V16H31ZM30 17V18H31ZM72 17V16H71ZM82 17V16H81ZM89 17V16H88ZM113 17V16H112ZM112 17H111V19H112ZM117 17V16H116ZM119 17V16H118ZM123 16H120L119 18H117V21H116V25L114 24V22H115V20H113L114 22H113V24H114V27L116 26V34H118V32H119V35H120V33H123V32H120L121 30V26H122V22H123V18H122ZM128 17H130V16H128ZM165 17V16H164ZM170 17V16H169ZM196 17H198V18H196ZM209 17V16H208ZM211 18H212V16H210ZM209 17V18H210ZM216 17V16H215ZM0 18V19H1ZM21 18H23V16L21 17ZM21 18H19V19H21ZM56 18V17H55ZM73 18V17H72ZM71 18V19H72ZM75 19H76V17H74ZM77 18H78V16H77ZM80 18V17H79ZM114 19H115V17H113ZM229 18V19H230ZM6 19V18H5ZM15 19V18H14ZM29 19V18H28ZM49 19V18H48ZM51 19V18H50ZM49 19V20H50ZM86 20H87V18H85ZM91 19H93V18H91ZM109 19V18H108ZM111 19H109V20H111ZM134 19V18H133ZM232 19V18H231ZM9 20H10V18H9ZM13 20V19H12ZM11 20V21H12ZM22 20V19H21ZM30 20H32V18L30 19ZM69 20V19H68ZM82 20V19H81ZM243 21H244V19H242ZM259 20H261V19H259ZM1 21V20H0ZM6 21H8L7 19H6ZM18 21V20H17ZM27 21V20H26ZM67 21V20H66ZM125 21V20H124ZM126 21H128V20H126ZM212 21V20H211ZM249 21V20H248ZM264 21V20H263ZM4 22V21H3ZM9 22V21H8ZM15 22V21H14ZM21 21L19 20V22H18V26L20 25L19 23H20ZM37 25L39 24L40 25V21H39V19L38 18H35V21H34ZM40 22V23H39ZM46 22H48V21H46ZM51 22V21H50ZM65 22V21H64ZM68 22V21H67ZM78 23H79V21H77ZM76 22V23H77ZM106 19L100 24H98V27L96 26V32H95V34H94V36H93V38H92V41H91V43H90V46H89V48L87 49V53H86V56H85V58H84V60H82L83 61V63H82V70H81V78L80 79H78V81H77V84H76V86H75V88H74V90H73V92H72V94H71V96H70V108L71 109H73V108H75V107H78V104H80L81 102H82V91H83V89L85 88V86H86V84H87V82H88V79H89V77H90V75H92V73H93V70H94V68H95V64L97 65V60H99V56H100V54H99V52L101 51V45H102V43H103V37H104V32L107 30L106 28H107V24H106ZM110 22V21H109ZM133 22V21H132ZM207 22V23H208ZM231 22V21H230ZM2 23V22H1ZM0 23V24H1ZM6 23V22H5ZM11 23V22H10ZM12 23H13V21H12ZM11 23V24H12ZM24 23V22H23ZM70 23H73V22H70ZM69 22H68V25L70 24ZM78 23H77V26H78ZM94 23V22H93ZM111 23H112V21H111ZM127 23V22H126ZM156 23H157V21H156ZM211 23V22H210ZM251 23V22H250ZM7 24V23H6ZM15 24V25H16ZM25 24V23H24ZM30 24V23H29ZM31 24H32V22H31ZM43 24V23H42ZM45 24V23H44ZM44 24H43V27H44ZM47 24V23H46ZM56 24H57V22H56ZM124 24H125V22H124ZM129 24H131V23H129ZM162 24V23H161ZM171 24V23H170ZM170 24H168V25H170ZM226 24L228 25V27H232V28H235V29H233V30H228L229 28L226 26ZM260 24V23H259ZM16 25V26H17ZM26 25H28V24H26ZM25 25V26H26ZM51 25V24H50ZM61 25V24H60ZM80 26H81V24H79ZM145 25V24H144ZM172 25V24H171ZM237 25V26H236ZM1 26H2V24H1ZM5 25L3 24V26L2 27H4ZM31 26V25H30ZM36 26V25H35ZM49 26V25H48ZM77 26H74V27H77ZM126 26V25H125ZM141 26V25H140ZM153 26V25H152ZM152 26H151V28H152ZM247 26V25H246ZM245 26V27H246ZM258 26V25H257ZM62 27V26H61ZM65 27V26H64ZM68 27H71V24L68 26ZM67 27V28H68ZM149 27V26H148ZM158 27H161V26H158ZM193 27V26H192ZM230 27V28H231ZM32 28V27H31ZM36 28V27H35ZM53 28V27H52ZM58 28V27H57ZM128 28H130V27H128ZM242 28H243V26H242ZM247 28V27H246ZM255 28V27H254ZM259 28V27H258ZM257 28V31L254 33V32H252V33H254V34H256V38H257V36L259 37V39L257 40V42L258 43H256V46L254 47V53H251V51H252V49H253V46H252V41L251 40H248L247 38H246V40H247V42H246V46H245V49L244 50H242V52H243V54H242V57L241 58H249L250 60H249V62L251 61L252 63H254L250 68L253 70V72L251 73V75H249L248 76V74H249V72L248 73H246L247 74V79L245 80V83L243 84V86H242V96L245 98H243V97H239L240 99H238L239 100V104H241L242 106H240V109L237 111V113H235L234 115H236V117H234V119H235V122L234 123H236V124H234V126L236 125V126H238V128L236 129L235 128V130L237 131V133H236V136H234L233 134V136L232 137H234V140H235V152H236V155H237V153H240V152H244V154H249V152H256L255 154H258V155H260V154H262L263 152H264V27H263V29H258ZM1 29V28H0ZM4 30L3 31H5V28H3ZM12 29V28H11ZM19 29V28H18ZM26 29H27V27H26ZM37 29H38V31H39V29H40V31H42V29L40 28V26L39 27H37ZM36 29V30H37ZM125 29L127 30V28L125 27ZM124 29V30H125ZM132 29V28H131ZM131 29H130V31H131ZM156 29V28H155ZM176 29V28H175ZM208 29V28H207ZM244 29V28H243ZM7 30V29H6ZM9 30V29H8ZM15 30V29H14ZM20 30V29H19ZM18 30V31H19ZM35 30V29H34ZM35 30V32H37ZM52 30V29H51ZM64 30V29H63ZM69 30V29H68ZM123 30V29H122ZM135 30V29H134ZM133 30V32H135ZM137 30V29H136ZM149 30V29H148ZM167 30V29H166ZM240 29H238V31H239ZM248 30V29H247ZM252 30H254V29H252ZM11 32L13 31V30H10ZM18 31H14L15 33L16 32H18ZM33 31V28H32V30H31V32ZM47 31V30H46ZM61 31V30H60ZM70 31V30H69ZM78 31V30H77ZM165 31V30H164ZM206 31V32H205ZM230 31V32H229ZM235 31L238 33V34H235ZM243 31V30H242ZM244 31H246L245 29H244ZM243 31V32H244ZM2 32V31H1ZM7 32V31H6ZM5 32V33H6ZM10 32V33H11ZM20 32V31H19ZM34 32V33H35ZM127 32V31H126ZM140 32V31H139ZM151 32V31H150ZM154 32H155V30H154ZM163 32V31H162ZM251 32V31H250ZM4 33V32H3ZM5 33H4V35H5ZM14 33V34H15ZM33 33V32H32ZM33 33V37H35L34 34ZM38 33V32H37ZM42 33H43V31H42ZM51 33H52V31H51ZM54 33V32H53ZM59 33V32H58ZM128 33V32H127ZM245 33V32H244ZM249 33V32H248ZM248 33H246V34H248ZM252 33H251V36L250 37H253L252 36ZM13 34V35H14ZM39 34H41V33H39ZM67 33H63L62 34V36H61V40L57 43L58 44V48H56V57L58 58V59H60L64 54H66V50H68V48H67V42L65 41V38H63V37H65V35H66ZM125 34V33H124ZM129 34V33H128ZM131 34V33H130ZM140 34V33H139ZM155 34V33H154ZM153 34V35H154ZM162 35H165V34H163V33H161ZM228 34H230V35H228ZM233 34V35H232ZM11 35V34H10ZM43 35H45V34H43ZM60 35V34H59ZM113 35V34H112ZM125 35H127V34H125ZM136 35V34H135ZM237 35V40H236V38H235V36ZM12 36V35H11ZM16 36V35H15ZM55 37H56V35H54ZM123 37H124V35H122ZM132 36V35H131ZM145 36V37H144ZM148 36V35H147ZM158 36V35H157ZM206 36V35H205ZM204 36V37H205ZM229 37V38H231V36H233L232 38H231V43H230V41H226L227 39V37ZM247 36V35H246ZM26 37V36H25ZM24 37V38H25ZM33 37H32V39H33ZM111 37V36H110ZM126 37H128V36H126ZM126 37H125V39H126ZM130 37V36H129ZM137 37V36H136ZM143 37H144V39L145 38H147L146 37V35H144L143 34ZM142 37V38H143ZM151 37V36H150ZM156 37V36H155ZM162 37H164V36H162ZM226 37V38H225ZM240 37H242V36H240ZM19 38V37H18ZM28 38V37H27ZM40 38H41V36H40ZM133 38H134V36H133ZM138 38V37H137ZM136 38V39H137ZM158 38H159V36H158ZM161 38V37H160ZM165 38V37H164ZM163 38V39H164ZM242 38H244V36L242 37ZM242 38H240V39H242ZM10 39V38H9ZM35 39V38H34ZM60 39V38H59ZM119 39V38H118ZM125 39H123V40H125ZM136 39H133V42L136 40ZM149 39V38H148ZM152 39H155V38H153L152 37ZM226 39V40H225ZM239 39V40H240ZM250 39V38H249ZM255 39V38H254ZM253 39V40H254ZM106 40V39H105ZM127 40V39H126ZM131 42H130V44L132 43V40H131V38L129 39ZM142 41H143V39H141ZM157 40V39H156ZM156 40H154V41H156ZM167 40V39H166ZM243 40V39H242ZM245 40V41H246ZM256 40V39H255ZM45 41V40H44ZM73 41V40H72ZM113 41H114V39H113ZM117 41V40H116ZM175 41V42H176ZM204 41V40H203ZM244 41V40H243ZM19 42V44H20V42L21 41H18ZM74 42V41H73ZM122 42V41H121ZM125 42H127V41H125ZM144 42V41H143ZM159 42L161 43V40H159ZM174 42V43H175ZM205 42V41H204ZM254 42V41H253ZM33 43V42H32ZM104 43H106V42H104ZM111 43V42H110ZM115 43V42H114ZM128 44H126V45H129L130 46V44H129V41L127 42ZM136 43V42H135ZM134 43V44H135ZM160 43H158V40H157V43L156 44H160ZM186 43V44H187ZM203 43V42H202ZM242 43L243 42H241L240 44L242 45ZM255 43V42H254ZM30 44V43H29ZM108 44V43H107ZM112 44H113V42H112ZM119 44V43H118ZM220 44V43H219ZM239 43L237 42V45H238ZM245 44V43H244ZM77 45V44H76ZM105 45V44H104ZM115 45V44H114ZM125 45V44H124ZM125 45V46H126ZM141 45H142V42H141ZM145 45V44H144ZM148 45V44H147ZM153 45H154V43H153ZM162 45V44H161ZM174 45V44H173ZM236 44H234V46H235ZM103 46V45H102ZM109 45H107V47H108ZM111 46V45H110ZM119 46L120 45H118V46H116L117 48H119ZM128 46V47H129ZM149 46V45H148ZM147 46V47H148ZM151 46V45H150ZM171 46H172V44H171ZM179 46V45H178ZM202 46V45H201ZM220 46H222L221 44H220ZM219 46V47H220ZM18 47H20V46H18ZM115 47V46H114ZM113 47V48H114ZM121 47H122V45H121ZM143 47V46H142ZM146 47V48H147ZM152 47V46H151ZM157 46H155L154 48H156ZM200 47V46H199ZM26 48H27V45H26V47L22 50V53H24L25 51H26ZM104 48V47H103ZM127 48V47H126ZM149 48V47H148ZM153 48V47H152ZM202 48H203V46H202ZM18 49V48H17ZM105 49V48H104ZM120 49H122L123 50V47L122 48H120ZM157 49H159V47L157 48ZM168 49H170V48H168ZM184 49V48H183ZM182 49V50H183ZM200 49V50H199ZM240 49H241V47H240ZM103 50V49H102ZM181 50V49H180ZM222 50V48L220 49V51ZM237 50L238 49H236V52H237ZM28 51V50H27ZM111 51H113V50H111ZM124 51H125V49H124ZM158 51V50H157ZM173 50H169V52H170V54H172L171 52H172ZM175 51V50H174ZM184 51V50H183ZM182 51V52H183ZM187 51V52H188ZM83 52V51H82ZM109 52V51H108ZM108 52H106V53H108ZM122 52V51H121ZM126 52L128 53V52H131V51H127L126 50ZM126 52H124L125 54H126ZM149 52V51H148ZM212 52V53H211ZM233 52V51H232ZM235 52V51H234ZM233 52V53H234ZM253 52V51H252ZM106 53H105V56H106ZM114 53V52H113ZM116 53H117V51H116ZM119 53V52H118ZM153 54L155 53V52H152ZM159 53H160V51H159ZM186 52H184V54H185ZM219 53V52H218ZM239 53V52H238ZM26 54V53H25ZM24 54V55H25ZM80 54V53H79ZM119 54H121V53H119ZM119 54H117V55H119ZM170 54L168 53V57H170V58H167V59H171V56H170ZM182 54V53H181ZM236 54V53H235ZM234 54V55H235ZM136 55H138V57H136ZM161 55V54H160ZM173 55V54H172ZM177 55H179V54H177ZM216 55V54H215ZM238 55V54H237ZM108 57H109V55H107ZM127 56H124V57H127ZM218 56H219V54H218ZM233 56V55H232ZM115 57H116V55H115ZM156 57H159V54H158V56H156ZM184 57V56H183ZM182 57V58H183ZM235 57V56H234ZM238 57H239V55H238ZM104 58H106V57H104L103 56V59ZM121 58V57H120ZM153 58H154V56H153ZM176 60H175V59ZM180 58V57H179ZM181 58V59H182ZM214 58V57H213ZM216 58H218V57H216ZM215 58V59H216ZM222 58V57H221ZM233 58V57H232ZM236 58V57H235ZM56 59V58H55ZM107 59V58H106ZM142 59V60H141ZM144 59V60H143ZM166 59V60H167ZM184 59V58H183ZM185 59H186V56H185ZM187 59V60H188ZM189 59V60H190ZM225 59V61L226 62H228L227 60ZM234 59V58H233ZM24 56L23 55H20V58H18L17 59V65H19V63H20V66H22L23 64H24ZM45 60L46 61H50V63L49 64H51V61H52V58H50V57H46L45 58ZM79 60V59H78ZM100 60H101V58H100ZM108 60V59H107ZM127 59L125 58V60L123 59V61L125 62ZM186 60V61H187ZM210 60H211V58H210ZM224 60V59H223ZM230 60H232V59H230ZM238 60V59H237ZM236 60V61H237ZM240 60V59H239ZM244 60V59H243ZM242 60V61H243ZM246 60V59H245ZM102 61V60H101ZM100 61V62H101ZM104 61V60H103ZM106 61V60H105ZM104 61V62H105ZM109 61H110V59H109ZM139 61V62H140ZM212 61V60H211ZM211 61H210V63H209V66H210V64H211ZM216 61H217V59H216ZM224 61V62H225ZM233 61V60H232ZM247 61V60H246ZM123 62V63H124ZM168 62H169V60H168ZM224 62H223V64H224ZM238 62V61H237ZM103 63V62H102ZM106 63H108L109 64V62L107 61ZM105 63V64H106ZM122 63V64H123ZM127 62H126V64H128ZM222 63V62H221ZM238 63H240V62H238ZM247 63V62H246ZM48 63H44V65H45V67H46V69H49V65ZM101 64V63H100ZM131 64H129V65H131ZM183 64V63H182ZM243 64H244V62H243ZM107 65V64H106ZM109 65H111V63L109 64ZM120 65V64H119ZM124 65V64H123ZM157 65V64H156ZM203 65V66H202ZM212 65V64H211ZM226 65V64H225ZM229 65V64H228ZM231 65V64H230ZM245 65V64H244ZM69 66V65H68ZM103 66V65H102ZM112 66H114V64L112 65ZM132 66V65H131ZM215 66V65H214ZM220 66H222V65H220ZM240 66V70H241V66H243V65H239ZM246 66V65H245ZM250 66V65H249ZM104 67V66H103ZM117 67V66H116ZM218 67V66H217ZM227 67V66H226ZM238 67V66H237ZM106 68V67H105ZM112 68V67H111ZM111 68H110V70H111ZM126 68V67H125ZM207 68V67H206ZM213 68V67H212ZM229 68V67H228ZM18 69V68H17ZM100 69V68H99ZM129 69V68H128ZM133 68H131V70H132ZM138 69V68H137ZM158 69V68H157ZM161 69V68H160ZM202 69H204V68H202ZM248 68H246V70H247ZM98 70V69H97ZM105 70V69H104ZM118 70V69H117ZM124 70V69H123ZM122 70V71H123ZM130 70V69H129ZM130 70V71H131ZM210 70H212L211 69V67L209 68V72H210ZM215 70V69H214ZM220 70H222L221 68H220ZM226 70V69H225ZM229 69H227V71H228ZM249 70V69H248ZM70 71V70H69ZM99 71V70H98ZM105 71H107V70H105ZM112 72H113V69L111 70ZM111 71H110V73H111ZM124 71H126V72H128V70H124ZM198 71V70H197ZM196 71V72H197ZM200 71V70H199ZM207 71V70H206ZM213 71V70H212ZM95 72V71H94ZM108 72V71H107ZM201 72V71H200ZM209 72L207 73V74H209ZM215 72V71H214ZM218 71H217V69H216V73H217ZM251 72V71H250ZM98 73V72H97ZM110 73H108V81L111 79V74ZM117 73V72H116ZM129 73V72H128ZM215 73V74H216ZM222 74H224L223 72H221ZM221 73H219V74H221ZM243 74V73H241L242 75H246V74ZM195 74V73H194ZM218 74V73H217ZM218 74V75H219ZM240 74V73H239ZM187 75H189V74H187ZM197 75H198V73H197ZM202 74L200 73V76H201ZM190 76H192V75H190ZM204 76V75H203ZM215 76V75H214ZM92 77H94V76H92ZM102 77H104V76H102ZM148 77V78H147ZM186 77V76H185ZM185 77H183L182 78V81H181V79H180V83H179V85H180V90H181V93H182V91H183V87L185 86V85H187L188 83H187V81H185V82H183V80H186V78ZM197 77H199V76H197ZM207 77V76H206ZM219 77V76H218ZM246 77V76H245ZM96 78V79H95ZM95 78L93 79V81L94 80H96V84H97V87L95 86V93H96V95L93 97V102L95 103H92V104H94L93 105V107L94 108H96L98 105L100 106V104H104V103H102V100L104 99L103 98V91L105 90V89H103L102 90V88H101V83L99 84V82L98 81H102L103 79L102 78H100L99 79V75L98 76H95ZM221 78H223L222 76H221ZM235 78H236V76H235ZM240 78V77H239ZM59 79V78H58ZM62 79V78H61ZM116 79V78H115ZM179 79V78H178ZM178 79H176V80H178ZM224 79V78H223ZM237 79V78H236ZM105 80V79H104ZM122 80V81H121ZM200 80L204 83V81H203V79L200 77ZM205 80H206V78H205ZM219 80V79H218ZM218 80H216V81H218ZM243 80V79H242ZM114 82L116 81V80H113ZM179 81V80H178ZM215 81V80H214ZM214 81H212V82H214ZM216 81H215V83H216ZM233 81H235V80H233ZM92 82V81H91ZM107 82V81H106ZM117 82V81H116ZM191 82V81H190ZM198 82H200L199 80H198ZM201 82V83H202ZM242 82V81H241ZM105 83V82H104ZM108 83V82H107ZM106 83V84H107ZM133 83H136V90L135 89H133L132 90V86L134 85ZM178 83V82H177ZM203 83H202V85H203ZM239 82H237L236 84H238ZM95 84V85H96ZM106 84H104V86L106 85ZM108 84H110V83H108ZM133 84V85H132ZM205 84V83H204ZM235 84V83H234ZM240 84V83H239ZM73 85H74V83H73ZM116 85V84H115ZM147 85V86H146ZM148 85H150V86H148ZM174 85V84H173ZM190 85V84H189ZM241 85H242V83H241ZM175 86V85H174ZM212 86V85H211ZM218 86V85H217ZM64 87H65V85H64ZM171 87V86H170ZM173 87V86H172ZM189 87V86H188ZM236 87V86H235ZM237 87H240L239 85L237 86ZM110 88V87H109ZM135 88V87H134ZM145 88V89H144ZM153 88H155V87H153ZM203 88V87H202ZM205 88V87H204ZM70 89V88H69ZM141 89V90H140ZM144 89V90H143ZM184 89H185V87H184ZM86 90V89H85ZM153 90H155V89H153ZM206 90V89H205ZM141 91V92H142ZM147 91V90H146ZM170 91V90H169ZM169 91H167L166 93H168ZM188 91V90H187ZM186 91V92H187ZM202 91V90H201ZM239 91V90H238ZM65 92V91H64ZM69 92V91H68ZM149 92V91H148ZM152 92V91H151ZM158 92H156L155 91V93H158ZM119 93H117L118 95H119ZM145 93V92H144ZM144 93H141V94H144ZM178 93V92H177ZM177 93H176V95H177ZM188 93V92H187ZM239 93V92H238ZM64 94V93H63ZM91 95H92V93H90ZM111 94V93H110ZM151 94H153V92L151 93ZM183 94H184V92H183ZM83 95H84V93H83ZM106 95H107V93H106ZM117 95V96H118ZM133 96V101L131 102V101H129V102H127L126 101V99H127V97L128 96H130V97H132ZM144 95H147L146 93L144 94ZM148 95H149V93H148ZM156 95V94H155ZM154 95V96H155ZM166 95H168V94H166ZM179 95H180V93H179ZM182 95V94H181ZM180 95V96H181ZM190 95H191V93H190ZM193 95V94H192ZM207 95V94H206ZM240 95V94H239ZM105 96V95H104ZM112 96V95H111ZM183 96V95H182ZM194 96H196V94L194 95ZM237 96V95H236ZM90 97V96H89ZM129 97V98H130ZM145 97V96H144ZM147 97V96H146ZM155 97H157V96H155ZM163 97V96H162ZM166 97H168V96H166ZM238 97V96H237ZM103 98V99H102ZM110 98V97H109ZM113 98H114V96H113ZM143 98V97H142ZM159 98V97H158ZM158 98H156V100L158 101ZM160 98H161V96H160ZM179 98V97H178ZM196 98V97H195ZM90 99V98H89ZM144 99V98H143ZM142 99V100H143ZM152 99V98H151ZM189 99V98H188ZM206 99V98H205ZM230 99V98H229ZM244 99V100H243ZM111 100H113L112 98H111ZM145 100V99H144ZM165 100H166V98H165ZM174 100V99H173ZM228 100V99H227ZM232 100V99H231ZM106 101V100H105ZM114 101V100H113ZM112 101V102H113ZM150 101V100H149ZM161 101V100H160ZM168 101V100H167ZM172 101V100H171ZM182 101V97L180 98V102ZM195 101V100H194ZM138 102V103H137ZM155 102V101H154ZM166 102V101H165ZM179 102V103H180ZM90 103V102H89ZM106 103V102H105ZM111 103V102H110ZM157 103V105L158 106H156V109H154L155 111H156V114L157 113H159L161 116H160V118L159 117H156V114H155V112L152 114V116H153V118H154V120H152V125H153V127L155 126V125H157L158 126V128H159V130H160V128H162V127H160V126H166V125H168V123H170V121L172 120L171 118L172 117H174V114H175V111L173 110V108H167V106H166V104L165 103H159V102H156ZM172 103H174V102H172ZM148 104V103H147ZM184 104V103H183ZM187 104V103H186ZM194 104V103H193ZM228 104V103H227ZM234 104V103H233ZM236 104V103H235ZM239 104H237V106L239 105ZM84 105H86L85 103H84ZM105 105V104H104ZM103 105V106H104ZM116 105V104H115ZM136 105V106H135ZM191 105V104H190ZM231 105V104H230ZM113 106V105H112ZM111 106V107H112ZM171 106V105H170ZM195 106V105H194ZM105 107V106H104ZM169 107V106H168ZM171 107H173V106H171ZM184 107V106H183ZM193 107V106H192ZM225 107H227V105L225 106ZM224 107V108H225ZM239 107V106H238ZM92 108V107H91ZM101 108H103V107H101ZM107 108V107H106ZM106 108H104V109H106ZM151 107H149V109H150ZM181 108V107H180ZM232 108V107H231ZM113 109V108H112ZM169 109V110H168ZM173 110V112H171L172 110ZM177 108H175V110H176ZM191 109V108H190ZM230 109V108H229ZM235 109V108H234ZM68 110H70L69 108H68ZM74 110V109H73ZM99 110H101V109H99ZM109 110H111V109H109ZM113 110H115V109H113ZM153 110V109H152ZM186 110H187V107H186ZM224 110V109H223ZM102 111V110H101ZM137 111V112H136ZM73 112V111H72ZM103 112V111H102ZM147 112V111H146ZM176 112H178V109L176 110ZM233 112V111H232ZM100 113V112H99ZM106 113V112H105ZM109 113H111V111L109 112ZM148 113V112H147ZM147 113H145V114H147ZM149 113H151V109H150V112ZM186 113V112H185ZM184 113V114H185ZM221 113H222V115H221ZM220 113V119H222V122L221 123H223L222 124V136L219 134L220 132L218 131H216L217 133H218V135H220L221 136V138H223L224 137V139L227 137V136H230V134H231V129L230 128H228L229 126H228V122H227V120H228V117L229 116H231V115H233L232 113H231V110H224L223 112H221ZM103 114H104V112H103ZM102 113L101 114H97V115H103ZM114 114V113H113ZM192 114V113H191ZM190 114V115H191ZM194 114V113H193ZM105 115V114H104ZM103 115V116H104ZM101 116H99V117H101ZM106 116V115H105ZM111 116H113L112 114H111ZM115 116V115H114ZM149 116V115H148ZM152 116H151V118H152ZM197 116V115H196ZM252 116V119H253V125H252V128H251V130L247 133L246 131L247 130H245L247 127V121H249V118ZM138 117H139V115H138ZM142 117V116H141ZM186 117V116H185ZM184 117V118H185ZM193 117V116H192ZM198 117H199V115H198ZM232 117V116H231ZM106 118V117H105ZM112 118V117H111ZM150 118V119H151ZM156 118V119H155ZM189 118V117H188ZM97 119V118H96ZM107 119V118H106ZM141 119V118H140ZM149 119V118H148ZM192 119V118H191ZM203 119H205L204 117H203ZM202 119V120H203ZM112 120L113 119H111V122H112ZM137 120H138V118H137ZM135 121L136 122V124L138 125V121ZM190 120V119H189ZM193 120H194V118H193ZM197 120V119H196ZM211 120V119H210ZM98 121V120H97ZM102 121V120H101ZM107 121V120H106ZM148 121V120H147ZM150 121V120H149ZM206 121H208V120H206ZM219 120H217V122H218ZM231 121V120H230ZM211 122H213V121H211ZM216 122V123H217ZM251 122H252V120H251ZM150 123V124H151ZM160 123V124H159ZM202 123H203V121H202ZM201 123V124H202ZM216 123H214L215 125H216ZM231 123V122H230ZM232 123H233V120H232ZM98 124V123H97ZM135 124V123H134ZM149 124V125H150ZM159 124V125H158ZM196 124V123H195ZM211 123H209V125H210ZM219 124V123H218ZM30 125V124H29ZM114 126L113 127H115V124H113ZM137 125H134L135 126V128H137L136 126ZM191 125V124H190ZM212 125V124H211ZM249 125H250V122H249ZM104 126V125H103ZM108 126V125H107ZM134 126H132V128L134 127ZM192 126H193V124H192ZM199 126V125H198ZM213 127H214V125H212ZM219 126V125H218ZM105 127V126H104ZM151 127V125L149 126V128ZM152 127V128H153ZM166 127H168V126H166ZM175 127H178V125L176 126L175 125ZM200 127V126H199ZM32 128V127H31ZM101 128V127H100ZM157 128V127H156ZM157 128V129H158ZM173 128V127H172ZM203 128H205V127H203ZM202 128V129H203ZM105 129V128H104ZM131 129V128H130ZM138 129V128H137ZM170 129V128H169ZM176 129H178V128H176ZM194 129H195V126H194ZM216 129V128H215ZM230 129V130H229ZM248 129H250V128H248ZM23 130V129H22ZM106 130V129H105ZM109 130V128L107 129V131ZM133 130H134V128H133ZM136 130V129H135ZM163 130V129H162ZM161 130V131H162ZM164 130H165V128H164ZM180 130H181V128H180ZM198 130H200V129H198ZM207 130V129H206ZM205 130V131H206ZM208 130H212V129H208ZM217 130V129H216ZM21 131V130H20ZM109 131V132H110ZM150 131H152L153 132V130H150ZM161 131H160V133L159 134H161ZM167 131H169V130H167ZM194 131V130H193ZM209 131V132H210ZM214 131V130H213ZM146 132V131H145ZM158 132V131H157ZM157 132H155V130H154V133H156L157 134ZM171 133H172V130L170 131ZM169 132V133H170ZM177 132V131H176ZM176 132H175V130L173 131V133H175L176 134ZM181 132V131H180ZM180 132H178L179 134H177V135H180ZM200 132V131H199ZM198 131H197V133H199ZM203 130H201V132L200 133H202L203 134ZM233 132V131H232ZM235 132V131H234ZM101 133V132H100ZM103 133H105V131L103 132ZM107 133V132H106ZM105 133V134H106ZM129 133H130V131L129 132H127V134L129 135ZM148 133H150L149 132V130H148ZM154 133H151V134H154ZM200 133L197 135V137L199 136V138H201V136H200ZM207 133V132H206ZM212 133H214V132H212ZM211 133V134H212ZM216 133V134H217ZM22 134V133H21ZM24 134L26 135V133L24 132ZM108 134V133H107ZM131 134V133H130ZM143 134V133H142ZM156 134H154L153 136H156ZM157 135L158 137L160 136V135ZM193 134V133H192ZM194 134H196V133H194ZM205 134V133H204ZM203 134V135H204ZM216 134H213V136H212V139L214 138V136L216 135ZM16 135V134H15ZM14 135V136H15ZM23 135V134H22ZM206 136H207V134H205ZM24 136V135H23ZM28 136V135H27ZM100 136H101V134H100ZM103 136V135H102ZM142 136H144V135H142ZM181 136V135H180ZM195 136V135H194ZM217 136V135H216ZM216 136H215V139H216ZM25 137V136H24ZM23 137V138H24ZM108 137V136H107ZM127 137H129V136H127ZM126 137V140L128 139ZM147 137V136H146ZM149 137H150V135H149ZM167 137H170V134L167 136ZM172 137H174V138H176V139H178L177 138V136L175 137L174 136V134H172ZM196 137V138H197ZM203 137H205V136H203ZM122 138V139H121ZM130 138H131V136H130ZM154 138V139H153ZM151 137L150 139H152V140H154L155 141V138L156 137ZM174 138L172 139L173 141H175L174 140ZM184 138V137H183ZM190 138V137H189ZM195 138V139H196ZM199 138H197V140L199 139ZM209 138L211 139V136L209 135ZM218 138H220L219 136H218ZM228 138V137H227ZM229 138H231V137H229ZM117 139V140H118ZM144 139H146V138H144ZM148 139V138H147ZM182 139V138H181ZM181 139H178V141L180 140L181 141ZM192 139V138H191ZM231 139H233V138H231ZM20 140H22V139H20ZM101 140V139H100ZM102 140H104V139H102ZM110 140H111V138H110ZM116 140V141H117ZM125 140V141H126ZM132 140V139H131ZM156 140H157V138H156ZM170 140V139H169ZM197 140H195V142L197 141ZM234 140H232V141H234ZM26 141V140H25ZM112 141H114V140H112ZM111 141V142H112ZM116 141H114V143H115V145H112V146H110L109 148L111 149V147H116L117 146V142ZM173 141H172V143L171 144H173L174 145V143H173ZM178 141L176 142V144L178 143ZM179 141V142H180ZM199 141V140H198ZM197 141V142H198ZM210 142H208V143H210L211 144V140H209ZM225 141H226V139H225ZM227 141H229V140H227ZM232 141H230V142H232ZM21 142V141H20ZM20 142H19V144H20ZM108 142V141H107ZM193 142V141H192ZM199 142H201V141H199ZM203 142V141H202ZM16 143V142H15ZM27 143V142H26ZM123 143V142H122ZM133 142H131V144H132ZM135 143V142H134ZM218 143H219V141H218ZM218 143H216L217 145H216V147H215V150H214V153L216 154V153H218V155H219V153H220V157H221V153L222 152H224V149L227 147V145L228 144H225V143H221L220 142V145L218 146ZM226 143H228V142H226ZM233 143V142H232ZM231 143V144H232ZM11 144V143H10ZM18 144V145H19ZM28 144V143H27ZM144 144V143H143ZM143 144H142V146H143ZM180 144V143H179ZM209 144V145H210ZM231 144H230V146H231ZM234 144V143H233ZM119 145V144H118ZM147 145V147H148V143L146 144ZM146 145L145 146H143V147H146ZM197 145V144H196ZM131 146V145H130ZM133 146L135 147V145L133 144ZM174 146H176V145H174ZM173 146V147H174ZM212 146V145H211ZM215 146V145H214ZM229 146V145H228ZM233 146V145H232ZM25 147H27V146H25ZM101 147H103V148H105V144H104V142H102V145H101ZM141 147V146H140ZM147 147L146 148H140V149H142V150H144V149H147ZM152 147H153V145H152ZM177 147H179V145L177 144ZM197 147V146H196ZM195 147V148H196ZM218 147V148H217ZM15 148V147H14ZM119 148V147H118ZM194 148V149H195ZM216 148H217V150H216ZM232 148V147H231ZM8 149V148H7ZM27 149V148H26ZM107 149H108V147H107ZM109 149V150H110ZM117 149V148H116ZM127 149H129V148H127ZM150 148H148L146 151H148ZM175 149H177V148H175ZM211 149V148H210ZM211 149V150H212ZM234 149H233V151H234ZM119 150H121V149H119ZM133 150H135V149H133ZM213 150L211 151V153H213ZM14 151V150H13ZM16 151V150H15ZM95 151V150H94ZM115 152H116V150H114ZM124 151H126L125 149H124ZM128 151V150H127ZM150 151V150H149ZM151 151H152V149H151ZM172 151V150H171ZM216 151V152H215ZM11 152V151H10ZM110 152V151H109ZM118 152V151H117ZM143 152V151H142ZM235 152H231V153H234V155H235ZM146 153V152H145ZM164 153V152H163ZM165 153H166V151H165ZM172 153V152H171ZM210 153V152H209ZM214 153H213V155H214ZM11 154H13V153H11ZM17 154V153H16ZM101 154H103V153H101ZM106 154V153H105ZM104 154V155H105ZM111 154V153H110ZM122 154V153H121ZM18 155V154H17ZM113 156V158H117V157H119V155H118V153L117 154H112ZM125 155H127V154H125ZM148 155H149V152H148ZM212 155V154H211ZM224 155V154H223ZM222 155V156H223ZM227 155V154H226ZM225 155V156H226ZM235 155V156H236ZM106 156V155H105ZM121 156V155H120ZM123 156V155H122ZM168 156V155H167ZM242 156H244V155H241V157ZM253 156V155H252ZM262 156V155H261ZM11 157V156H10ZM17 157H19V156H17ZM128 157V156H127ZM139 157V156H138ZM216 157V160H219L218 159V157H217V154H216V156H214V158ZM219 157V158H220ZM227 157V156H226ZM232 158H233V160H236V157H235V159H234V157L233 156H231ZM246 157V156H245ZM259 157V156H258ZM14 158H16V156L14 157ZM113 158L111 159V160H113ZM123 157H121V159H122ZM142 158H144V157H141V159ZM150 158H152V156H148V159H150ZM167 158H170V157H167ZM214 158H213V161H214ZM244 158V157H243ZM254 158V157H253ZM260 158V157H259ZM259 158H258V160H259ZM16 159H18V158H16ZM107 159V158H106ZM106 159H104V160H106ZM128 159H130V158H127V160ZM136 159H138V158H136ZM145 159H146V157L143 159L144 161H145ZM147 159V161L148 162H150L151 160H148ZM210 159V158H209ZM220 159H222V161L224 162V164H225V161L223 160L224 159V157H221ZM226 159H230V158H226ZM225 159V160H226ZM240 159V158H239ZM238 159V160H239ZM242 159V158H241ZM252 159V158H251ZM256 159V158H255ZM103 159H102V161H104ZM245 160V159H244ZM247 160V159H246ZM246 160H245V164H249V163H246ZM257 160V161H258ZM264 160V159H263ZM57 161V160H56ZM116 161V160H115ZM124 161V160H123ZM142 161V160H141ZM226 161H228V160H226ZM240 161V160H239ZM250 160H248V162H249ZM261 161V160H260ZM16 162V161H15ZM14 162V163H15ZM52 162V161H51ZM54 162V161H53ZM118 163L117 164H119V161H117ZM127 162H129V161H127ZM134 162H136V163H139L138 161H134ZM146 162V161H145ZM152 162V161H151ZM150 162V163H151ZM154 162V161H153ZM165 162V161H164ZM174 162V161H173ZM172 162V163H173ZM221 161H219V163H220ZM231 163H232V160L230 161ZM229 162V163H230ZM236 162H237V160H236ZM250 162H252V161H250ZM253 162H255L254 161V159H253ZM92 163V162H91ZM98 163H99V160H98ZM102 163H104V162H102ZM113 163V162H112ZM155 163V162H154ZM217 163H218V161H217ZM230 163V164H231ZM234 163V162H233ZM233 163H232V165H233ZM241 163H242V161H241ZM256 163V162H255ZM17 164V163H16ZM52 164V163H51ZM54 164H56L55 162H54ZM74 164V163H73ZM96 164V163H95ZM106 164V163H105ZM126 164V160H125V162H124V165ZM130 164H131V162H130ZM129 164V165H130ZM153 164V163H152ZM151 164V165H152ZM220 164H222V163H220ZM219 164V165H220ZM235 164V163H234ZM245 164H244V162H243V165H244V167H245ZM254 164V163H253ZM256 164H258L259 165V163L257 162ZM99 164H97V166H98ZM115 165V164H114ZM119 165H121V164H119ZM118 165V166H119ZM124 165H123V168H124ZM131 165H133V164H131ZM136 165V164H135ZM134 165V166H135ZM140 165V164H139ZM148 165H150V164H148ZM166 165V164H165ZM169 165V164H168ZM209 165V164H208ZM211 165V164H210ZM209 165V166H210ZM227 164H225V166H226ZM241 165V167H242V164H239V166ZM56 166V165H55ZM100 166V165H99ZM98 166V167H99ZM109 166V165H108ZM133 166V167H134ZM136 166H138V165H136ZM144 166V165H143ZM154 166V165H153ZM160 166V165H159ZM161 166H163V164L161 165ZM213 165H211V167H212ZM228 166H230V165H228ZM227 166V167H228ZM236 166H238V165H236ZM238 166V167H239ZM51 167H52V165H51ZM63 167V166H62ZM131 167V166H130ZM132 167V168H133ZM141 167V166H140ZM146 167V166H145ZM158 167V166H157ZM157 167H155V169L157 168ZM172 167V166H171ZM215 167H218V165L216 166L215 165ZM224 167V166H223ZM226 167V168H227ZM246 167H249V165H247ZM52 168H55L54 166L52 167ZM56 168H58V166L56 167ZM72 168H74V166L72 167ZM96 168V167H95ZM100 168V167H99ZM101 168H103V167H101ZM101 168H100V170H101ZM107 168V167H106ZM113 168V167H112ZM112 168H111V170H112ZM127 168H128V166H127ZM131 168V170L130 171H128V175L130 174L129 172H131L133 169ZM135 169H136V167H134ZM147 168V167H146ZM152 168H154V167H152ZM166 168V167H165ZM164 168V169H165ZM207 168V167H206ZM231 168H233V166H231ZM240 168V167H239ZM243 168V167H242ZM241 168V169H242ZM260 168V167H259ZM262 169H261V171L259 172V177H260V183L258 182V186H257V188H253L256 192H257V190H258V192L257 193H255L256 194V199L255 200H253L252 202H250V204H249V202H247L248 204H249V208H251V207H257V210H259V207L261 206V204H262V202L264 201V162H263V164H262V167H261ZM79 169V168H78ZM110 169V168H109ZM134 169V170H135ZM141 169L142 168H140V171H141ZM144 169V168H143ZM157 169H159V168H157ZM161 169L163 170V168H160L159 170H158V172L160 173V175H161ZM174 168H172V170H173ZM204 169V168H203ZM216 169V168H215ZM214 169V170H215ZM224 169H225V167H224ZM241 169H239V170H241ZM245 169V168H244ZM51 170V169H50ZM120 170V169H119ZM118 170V171H119ZM133 170V171H134ZM137 170V169H136ZM167 170V169H166ZM169 170V169H168ZM213 170V171H214ZM223 170V169H222ZM227 169H225V171H226ZM230 170H232V169H230ZM238 170V169H237ZM257 170H258V168H257ZM11 171V170H10ZM76 171V170H75ZM107 171V170H106ZM113 171V170H112ZM117 171V172H118ZM121 171H123V170H121ZM124 171H127L126 169L124 170ZM132 171V173L134 174V173H136V172H138V171H136V172H133ZM148 170H146V172H147ZM151 171H154V170H152L151 169ZM157 170H155V172H156ZM12 172V171H11ZM63 172V171H62ZM72 172H74L73 170H71V167L70 166H66V169H65V176L64 177H72L73 178V176L75 175V173L73 174V176H72ZM96 172V171H95ZM150 172V171H149ZM157 172V173H158ZM165 172H167V171H165ZM239 172V174H240V171H238ZM258 172V171H257ZM6 173H7V171H6ZM9 173V172H8ZM53 173H56L55 171L53 172ZM79 173V172H78ZM97 174H99L98 172H96ZM104 173V172H103ZM107 174H109L108 172H106ZM127 172H125V174H126ZM139 173V172H138ZM143 173V172H142ZM152 173V172H151ZM208 173V172H207ZM228 173V172H227ZM226 173V174H227ZM231 173V172H230ZM229 173V174H230ZM64 174V173H63ZM93 175H94V173H92ZM106 174V175H107ZM119 174V173H118ZM169 174V173H168ZM167 174V175H168ZM172 174V173H171ZM171 174H169V175H171ZM216 174H217V171H216ZM229 174H227V175H229ZM236 174H238L237 172H236ZM99 175H104V174H99ZM105 175V176H106ZM111 175V174H110ZM110 175H108V176H110ZM114 175V174H113ZM122 175H123V172H122ZM139 175V174H138ZM140 175H142L141 174V172H140ZM156 175V174H155ZM206 175V174H205ZM209 175V174H208ZM117 176V175H116ZM124 176V175H123ZM126 176V175H125ZM147 176H149V175H147ZM159 176V175H158ZM76 177H78V176H75V179H76ZM92 177V176H91ZM98 177V176H97ZM97 177H95V180H97L96 178ZM132 177L133 178H135V180H136V175L134 176V175H132ZM138 177V179H139V176H137ZM154 177V176H153ZM160 177H162V176H160ZM168 177V176H167ZM210 177V176H209ZM211 177H214V176H211ZM219 177H221V178H223L222 176H220L219 175ZM258 177V178H259ZM102 178H104V176L102 177ZM101 178V179H102ZM106 179H107V176L105 177ZM110 178H111V176H110ZM128 178H130V176H128ZM143 178H146V177H144L143 176ZM157 178V177H156ZM155 178V179H156ZM233 178V177H232ZM74 179V180H75ZM101 179H99V182H101ZM121 179V178H120ZM123 179V178H122ZM141 179H142V177H141ZM151 179H152V177H151ZM158 179V178H157ZM164 179V178H163ZM166 179H168V178H166ZM217 179V178H216ZM78 180V179H77ZM92 180H94V179H92L91 178V184L89 183V186H92V183H95V181L94 182H92ZM126 180H128V179H125V181ZM165 180V179H164ZM89 182H90V180H88ZM103 181H105V179L103 180ZM102 181V182H103ZM118 181V180H117ZM121 181V180H120ZM125 181L123 180V182L125 183ZM133 181V180H132ZM143 181V180H142ZM148 181V180H147ZM152 181L154 182L155 180H151V181H149V182H151L152 183ZM205 181V180H204ZM208 181V180H207ZM206 181V182H207ZM217 181V180H216ZM223 181V180H222ZM5 181H3V183H4ZM75 182V181H74ZM101 182V183H102ZM109 182H111V181H109ZM128 182V184L130 183V179H129V181H127ZM126 182V183H127ZM136 182H138V180L136 181ZM135 181H134V183H136ZM146 182V181H145ZM145 182H142V184L144 183L145 184ZM148 182V183H149ZM211 182V181H210ZM210 182H207V183H210ZM213 182V181H212ZM233 182V181H232ZM80 183H81V181H80ZM104 184V186H105V184H107L106 183V181L105 182H103ZM120 183V182H119ZM147 183V182H146ZM207 183H205V185H203V186H206V184ZM217 184H218V182H216ZM219 183H221V182H219ZM226 183V182H225ZM2 184V183H1ZM62 184V183H61ZM64 184V183H63ZM60 185V186H58L59 187V192H60V196L59 197H64V198H67L66 197V194H65V196H64V192H66V188L67 187H65L64 185ZM68 184V183H67ZM72 184V183H71ZM74 184V185H73ZM72 185L73 186H71L70 188H68V190H69V193H70V198L72 199V200H77V199H79L80 197H79V194H78V192L79 191H77V189H79V187L77 188L76 186L78 185V182L76 181V183H73ZM77 184V185H76ZM97 183H95V185H96ZM117 184V183H116ZM115 184V185H116ZM123 184V183H122ZM128 184H126V185H128ZM131 184V183H130ZM132 184H133V182H132ZM143 184V185H144ZM150 184V183H149ZM149 184L147 185V186H149ZM156 184L157 185H159L157 182H154L153 183V185L154 186H156ZM213 184V183H212ZM215 184V183H214ZM234 184V183H233ZM256 184V183H255ZM261 184H262V187H261ZM87 185V184H86ZM95 185H93L94 187H95ZM102 185V186H103ZM138 185H139V183H138ZM137 185V186H138ZM142 185V186H143ZM146 185H144L145 187H146ZM216 185V184H215ZM69 186V185H68ZM98 186V189H99V185H97ZM100 186H101V184H100ZM117 186H119V185H117ZM124 186V185H123ZM129 186V185H128ZM131 186V185H130ZM136 185L135 186H133L132 187V189H134V188H136L137 187ZM141 186V185H140ZM212 187H213V185H211ZM217 186V185H216ZM214 186L215 187V189H217V191H219L218 189H219V187L217 186ZM255 186V185H254ZM86 187V186H85ZM93 187V188H94ZM120 187H122V185L120 184V186H119V188ZM202 187V186H201ZM256 187V186H255ZM95 188H97V187H95ZM94 188V189H95ZM106 188V187H105ZM104 188V189H105ZM110 188V187H109ZM112 188V187H111ZM122 188H124V187H122ZM121 188V189H122ZM150 188V187H149ZM207 188V187H206ZM11 189V188H10ZM90 189V188H89ZM103 188H102V190H104ZM125 189V188H124ZM127 189H129V188H127ZM131 189V187H130V189H129V191L127 190V192L125 191V192H123V191H121L122 193H125L124 195H122V194H120L121 195V199L117 202V211H116V214H117V218H113L112 220L114 221V222H110V220H109V222L110 223H112V226L110 227V231H111V233L113 234V235H117V237L119 238V242H118V244H117V246H115V250H116V259L115 260H113V261H116V263L115 264H128L131 260H132V258H134L133 256L135 255V252H137V249H138V251H139V248H141L140 247V245L138 246L137 244H141L142 245V243H140L139 242V234H140V232H143L142 230L143 229H145L144 228V225H145V221H149V219H147L148 218V215H149V217L150 218H152L151 217V211L153 212L154 211V205L156 204V201H155V203H153L154 201H153V199H151L152 197H154V196H156V192L159 190V189H157V191L156 192H153V191H155L153 188H150V189H153V190H151L152 191V193H150L149 192V194L151 195H154V196H150V197H148V198H144L145 199V201H143L144 199H142V202H140V203H138L139 204V206L137 205V206H135L137 209H139L141 212H140V214L138 213V215H142V218H141V220H139L138 222L137 221H134L133 220V216L135 215H131V213H133V211L131 212V210H129V206L131 205H129V203H134L135 201H136V199L137 198H135V200H134V197H133V195H135L136 194V189H134V190H132ZM138 189H141V188H138ZM142 189L144 190V189H146V188H143L142 187ZM224 189V188H223ZM252 189V190H253ZM68 190H67V192H68ZM84 194H85V197H86V194H89V193H86V189L84 188ZM88 190V189H87ZM97 190V189H96ZM96 190H94V192H96ZM101 190V191H102ZM107 190V189H106ZM105 190V191H106ZM112 190V189H111ZM116 192H117V190H118V187H117V190L116 189H114ZM123 190V189H122ZM136 190V191H135ZM149 190V189H148ZM162 189H160L159 191H161ZM222 190V189H221ZM220 190V191H221ZM248 190V189H247ZM247 190H246V192H247ZM254 190L252 191L253 193H254ZM259 190H260V192H259ZM89 191V190H88ZM110 191V190H109ZM113 191V190H112ZM115 191H114V193H115ZM120 191V190H119ZM133 191V195H131V193L130 192H132ZM135 191V192H134ZM158 191V192H159ZM209 191H211V190H209ZM80 192H82V189L80 190ZM90 192V191H89ZM91 192H92V190H91ZM98 192V191H97ZM104 192V191H103ZM137 192H139V191H137ZM148 192V191H147ZM204 192V191H203ZM212 192V191H211ZM210 192V193H211ZM251 192V193H252ZM114 193H113V195H114ZM144 193H145V190H144ZM206 193H209V192H206ZM219 193V192H218ZM221 193V192H220ZM3 194V193H2ZM91 194V193H90ZM93 194V193H92ZM108 194H109V192H108ZM141 194V193H140ZM159 194V193H158ZM203 194V193H202ZM59 195V194H58ZM96 195V194H95ZM97 195H101V194H99V192L97 193ZM111 195H112V192H111ZM112 195V196H113ZM120 195H119V197H120ZM142 195V194H141ZM145 195H147V193L145 194ZM211 195V194H210ZM213 195V194H212ZM217 195V194H216ZM215 195V196H216ZM252 195V194H251ZM81 196H82V194H81ZM136 196H137V194H136ZM143 196V195H142ZM69 197H68V199H69ZM82 197H84V196H82ZM101 197V196H100ZM104 197V196H103ZM116 197V196H115ZM118 197V196H117ZM118 197V198H119ZM139 197V196H138ZM144 197V196H143ZM210 197V196H209ZM248 198H249V196H247ZM108 198V197H107ZM112 198H114V197H112ZM150 198V199H149ZM154 198H156V197H154ZM202 199H204L203 197H201ZM252 198V197H251ZM81 199V198H80ZM109 199V198H108ZM108 199H107V201H108ZM139 199V198H138ZM137 199V200H138ZM205 199H206V197H205ZM212 199V198H211ZM210 199V200H211ZM217 199V198H216ZM245 199V198H244ZM96 200H97V198H96ZM100 199H98L97 201H99ZM59 201V200H58ZM81 201V200H80ZM87 201H88V199L87 198H84V200H83V203L82 202H80V204H82V209H79L80 211H81V213H79V214H81L80 215V217H82V215H83V212L84 213H87L86 211H83V206L85 205V204H87ZM90 198H89V202L88 203H90ZM92 201L93 202H95V199H93L92 198ZM91 201V202H92ZM141 201V200H140ZM153 201V202H152ZM243 201H245V200H243ZM248 201V200H247ZM250 201H251V199H250ZM60 202V201H59ZM202 201H200V204H203V203H201ZM205 202V201H204ZM98 204H99V202H97ZM100 203H102V202H100ZM242 203V202H241ZM244 203V202H243ZM1 204V203H0ZM62 204V203H61ZM103 204V203H102ZM111 204H112V202H111ZM114 204V203H113ZM112 204V205H113ZM152 204H154L153 206H152ZM245 204V203H244ZM64 205H66V204H64ZM90 205H92V203L90 204ZM100 205V204H99ZM108 205V204H107ZM204 205H205V203H204ZM88 206H89V204H88ZM93 206H94V203H93ZM92 206V207H93ZM96 206V205H95ZM98 206V205H97ZM103 206V205H102ZM198 206H199V204H198ZM202 206V205H201ZM244 206V205H243ZM243 206H242V208H243ZM80 207V206H79ZM89 207H91V206H89ZM91 207V208H92ZM101 207V206H100ZM104 207V206H103ZM108 207V206H107ZM153 207V208H152ZM196 207V206H195ZM210 207V206H209ZM208 207V208H209ZM245 207V206H244ZM247 207V206H246ZM66 208V207H65ZM114 208V207H113ZM193 208V207H192ZM208 208H207V210H208ZM261 208V207H260ZM56 209V208H55ZM60 209H61V207H60ZM97 209V208H96ZM100 209V208H99ZM98 209V210H99ZM111 209V208H110ZM130 209H131V207H130ZM133 209V208H132ZM197 209V208H196ZM247 208H245V210H246ZM88 210H89V208H88ZM92 210H93V208H92ZM95 210V209H94ZM93 210V211H94ZM203 210V209H202ZM206 210V211H207ZM221 210V209H220ZM223 210V209H222ZM243 210H244V208H243ZM57 211V210H56ZM79 211V212H80ZM96 211V210H95ZM100 211H102V209L100 210ZM100 211H99V213H100ZM112 211V210H111ZM135 211V210H134ZM136 211H138V210H136ZM204 211V210H203ZM249 211V210H248ZM61 212H62V210H61ZM89 212V211H88ZM91 212V211H90ZM90 212H89V214H90ZM97 212L98 211H96V214H97ZM104 212H107V211H105L104 210ZM114 212V211H113ZM131 212V213H130ZM208 212V211H207ZM220 212V211H219ZM55 213V212H54ZM76 213H78V211L76 212ZM102 213H103V211H102ZM135 213V212H134ZM150 213V214H149ZM194 213H196V212H194ZM225 213V212H224ZM247 213V212H246ZM246 213H245V215H246ZM249 213V212H248ZM57 214H58V212H57ZM79 214H78V216L77 217H79ZM188 214V213H187ZM190 214V213H189ZM191 214H192V212H191ZM190 214V215H191ZM203 214H205V213H203ZM208 214V213H207ZM88 215V214H87ZM90 215H92V214H90ZM90 215H88V216H90ZM95 215V214H94ZM112 215V214H111ZM172 215V214H171ZM197 215V214H196ZM58 216V215H57ZM61 216V215H60ZM95 216H97V215H95ZM98 216H99V214H98ZM136 216V215H135ZM134 216V217H135ZM187 216H189V215H187ZM186 216V217H187ZM191 216H193V215H191ZM198 216V215H197ZM243 216H244V214H243ZM248 216V215H247ZM259 216V215H258ZM258 216L257 215H255V217L254 218H252L253 219V222H252V219H251V226L253 225V229H252V232H251V234H250V236H251V238H253V236L256 234V232H257V230H258V226H259V222H260V220L258 219ZM5 217V216H4ZM185 217V219L184 220H182L183 219V217H181L182 219L180 220V222H183V227L185 228V230L186 231H184V232H187L188 233V236H190L191 237V235H189V234H191L192 232H191V228H193L194 226L193 225H196V219H190L191 217L189 216V217H187L186 218ZM200 217V216H199ZM198 217V218H199ZM205 217V216H204ZM203 217V218H204ZM208 217V216H207ZM222 217V216H221ZM83 218V217H82ZM85 218H87V217H85ZM84 218V219H85ZM90 218H93L94 219V217H91L90 216ZM89 218V219H90ZM98 218V217H97ZM155 218H158L157 216H155ZM176 218V217H175ZM206 218V217H205ZM218 218V217H217ZM61 219V218H60ZM78 219V218H77ZM109 219V218H108ZM107 219V220H108ZM138 219H140L139 218V216H138ZM147 219V220H146ZM207 219V218H206ZM50 220V219H49ZM53 220H54V215H53ZM91 221H93L92 219H90ZM100 220H103V219H100ZM158 220H159V218H158ZM249 221H250V219H248ZM55 221V220H54ZM54 221H51V223L52 222H54ZM58 221V220H57ZM77 221V220H76ZM97 221V220H96ZM203 221V220H202ZM201 221V222H202ZM60 222V221H59ZM78 222H80L81 223V221H78ZM86 222V221H85ZM150 222V221H149ZM149 222H146V225L149 223ZM200 222V221H199ZM219 222H220V220H219ZM247 222V219H246V221H245V224H247L246 223ZM58 223V222H57ZM61 223V222H60ZM84 223V222H83ZM105 223V222H104ZM203 223V222H202ZM201 223V224H202ZM34 224V223H33ZM32 224V225H33ZM77 224V223H76ZM76 224L74 225L75 227H76ZM95 224V223H94ZM101 224V223H100ZM99 224V225H100ZM86 225V224H85ZM108 225V224H107ZM244 225V224H243ZM242 225V226H243ZM249 225V223L247 224V226ZM81 226L82 225H80V228H81ZM88 226V223H87V225H86V227ZM212 226V225H211ZM247 226L246 227H243V228H246L247 229ZM250 226V227H251ZM45 227V229H46V226H44ZM48 227H49V225H48ZM74 227V228H75ZM98 227V226H97ZM101 227V226H100ZM148 227H149V225L147 226V229L146 230H148ZM213 227H215V226H213ZM78 228V227H77ZM77 228H75V229H77ZM79 228V229H80ZM88 228V227H87ZM87 228H85V229H87ZM93 228H95V227H93ZM103 228V227H102ZM200 228H202V227H200ZM209 228H210V226H209ZM259 228H260V226H259ZM44 229V230H45ZM49 229V228H48ZM53 229V228H52ZM59 229V228H58ZM83 229V228H82ZM104 229V228H103ZM109 229V228H108ZM211 229V231H213V229L212 228H210ZM216 228H214V230H215ZM218 229V228H217ZM216 229V230H217ZM74 230V229H73ZM209 230V229H208ZM219 230H220V228H219ZM261 230V229H260ZM56 231V230H55ZM77 231V230H76ZM109 231V232H110ZM194 231V230H193ZM198 231V230H197ZM200 231H201V229H200ZM206 231V230H205ZM242 231H243V229H242ZM241 231V232H242ZM244 231H246V230H244ZM79 232V231H78ZM87 232H89V230H87ZM102 232V231H101ZM144 232H146L147 233V231H144ZM208 232H210V231H208ZM207 232V233H208ZM217 232V231H216ZM44 233L46 234L47 232L46 231H44ZM51 233V232H50ZM56 233V232H55ZM61 233V232H60ZM80 233H82V232H80ZM86 233V232H85ZM97 233V232H96ZM108 233V232H107ZM106 233V234H107ZM110 233V234H111ZM146 233H144L145 235H147ZM212 233L213 232H211L210 233V235L212 236ZM215 233V232H214ZM213 233V234H214ZM86 234H88V233H86ZM85 234V235H86ZM174 234V233H173ZM194 234V233H193ZM196 234V233H195ZM198 234V233H197ZM218 234V233H217ZM223 234V233H222ZM244 234H245V232H244ZM63 235V234H62ZM142 235V234H141ZM216 235V234H215ZM214 235V236H215ZM220 235V234H219ZM241 235H242V233H241ZM249 235V234H248ZM44 236V235H43ZM50 236H51V234H50ZM88 236H89V234H88ZM87 236V238H89ZM95 236V235H94ZM102 236H104V235H102ZM214 236H212V237H214ZM46 237H47V234H46ZM49 237V236H48ZM56 237V236H55ZM93 237V235L91 236V238ZM96 237V236H95ZM98 237V236H97ZM97 237L95 238L96 239V241H97ZM178 237V236H177ZM176 237V238H177ZM182 237V236H181ZM189 237V238H190ZM218 237V236H217ZM242 237V236H241ZM51 238V237H50ZM49 238V239H50ZM59 238H62V237H59ZM70 238V237H69ZM75 238V237H74ZM78 238V237H77ZM80 238V237H79ZM85 238H86V236H85ZM100 238H101V236H100ZM103 238V237H102ZM104 238H106V237H104ZM113 238H115L114 236H112V240H114V242L116 241V239H113ZM214 238H216V237H214ZM247 238H248V236H247ZM250 238V239H251ZM46 239H48V238H46ZM93 239V238H92ZM91 239V241H90V243L93 241ZM142 240H143V237L141 238ZM188 239V238H187ZM220 240L222 239V237L221 238H219ZM242 239V238H241ZM243 239H244V237H243ZM243 239H242V241H243ZM250 239H249V241H250ZM57 240V239H56ZM78 240V239H77ZM87 240V239H86ZM104 240H106V239H104ZM110 240V239H109ZM145 241H146V239H144ZM143 240V241H144ZM181 240H183V238L182 239H179L178 241L180 242ZM192 240V238H190L189 239V241H191ZM213 240V239H212ZM216 240H218L217 238H216ZM81 241H82V237H81ZM99 242L101 241L102 243H103V241L102 240H98ZM108 240H106V242H107ZM111 241V240H110ZM186 241H188V240H186ZM186 241H184L183 240V242H186ZM215 241V240H214ZM214 241H211V242H214ZM219 241V240H218ZM218 241H216V244H218L217 242ZM247 241V240H246ZM245 241V242H246ZM87 242H88V240H87ZM111 242H113V241H111ZM240 242V241H239ZM239 242H238V244H239ZM82 243V242H81ZM98 243V242H97ZM102 243H101V245H99V246H105V245H102ZM108 243V242H107ZM107 243H106V245H107ZM151 243V242H150ZM60 244V243H59ZM85 244H86V241H85ZM104 244V243H103ZM185 245H186V243H184ZM190 244H193V242H191ZM189 244V245H190ZM216 244H214V245H216ZM245 244V243H244ZM250 244V243H249ZM254 244V243H253ZM64 245V244H63ZM67 245V244H66ZM74 245H76V244H74ZM78 245V244H77ZM80 245V244H79ZM91 245V244H90ZM96 245H98V244H96ZM114 245H116V244H114ZM213 245V246H214ZM92 246V245H91ZM98 246V247H99ZM143 246V245H142ZM148 246V245H147ZM147 246H144L145 248L147 247ZM149 246H151V245H149ZM193 246H194V244H193ZM211 246H212V243H211ZM212 246V247H213ZM255 246H257V245H255ZM61 247V246H60ZM68 247H70V246H68ZM80 247V246H79ZM96 247V246H95ZM101 247V248H102ZM139 247V248H138ZM164 247V246H163ZM216 247V246H215ZM92 248H93V246H92ZM161 248H162V246H161ZM165 248V247H164ZM180 247L178 246V249H179ZM187 248H188V246H187ZM193 248V247H192ZM240 248V247H239ZM239 248H238V250H239ZM52 249V248H51ZM54 249V248H53ZM57 249V248H56ZM64 249V248H63ZM94 249V248H93ZM111 249V248H110ZM148 249V248H147ZM166 249V248H165ZM191 249V248H190ZM215 249V248H214ZM213 249V250H214ZM242 249H243V247H242ZM241 249V250H242ZM60 250H61V248H60ZM66 250V249H65ZM99 250V249H98ZM103 250V248L101 249V251ZM152 250V249H151ZM150 250V251H151ZM240 250V251H241ZM83 251V250H82ZM145 251H149V250H145ZM163 251V250H162ZM192 251V250H191ZM252 251V250H251ZM104 252V251H103ZM114 252V251H113ZM143 252V251H142ZM142 252H141V254H142ZM181 252V251H180ZM190 252V251H189ZM254 252V251H253ZM67 253V252H66ZM81 253V252H80ZM138 253V252H137ZM171 253V252H170ZM179 254V251L178 252H176L175 254ZM208 253V252H207ZM240 252L238 251V253L237 254H239ZM244 253V252H243ZM61 254H62V251H61ZM64 254V253H63ZM87 254V253H86ZM96 254V253H95ZM106 254V253H105ZM140 254V253H139ZM178 254H177V257L179 258V256H183L182 255V253L178 256ZM213 254V253H212ZM252 254V253H251ZM101 255V254H100ZM104 255V254H103ZM112 255H113V253H112ZM145 255V254H144ZM240 255H241V253H240ZM102 256V255H101ZM100 256V257H101ZM60 257H61V255H60ZM63 257H64V255H63ZM113 257H114V255H113ZM147 256H145L144 257V259H146L147 260V258H146ZM176 257V256H175ZM180 257V258H181ZM197 257V256H196ZM195 257V259L196 260H198V258H196ZM206 257V256H205ZM237 257V259H238V256H236ZM62 258V257H61ZM80 258V257H79ZM98 258V257H97ZM115 258V257H114ZM139 258V257H138ZM137 258V259H138ZM178 258H176V260L178 259ZM180 258H179V260H180ZM183 258L184 257H182L181 258V260H183ZM63 259V258H62ZM111 259V258H110ZM136 259V260H137ZM236 259V258H235ZM105 260V259H104ZM112 260V259H111ZM134 260H135V258H134ZM135 260V261H136ZM140 260V259H139ZM145 260V262H147ZM173 260H174V258H173ZM185 260L187 261V259H186V257H185ZM263 260V259H262ZM172 261V260H171ZM184 261V260H183ZM189 261H192V260H189ZM91 263H92V261H90ZM194 262H196L195 260H194ZM263 262V261H262ZM81 263V262H80ZM100 263V262H99ZM109 263V262H108ZM175 264H176V261L174 262ZM189 263V262H188ZM192 263V262H191ZM198 263V262H197ZM196 263V264H197ZM59 264V263H58ZM94 264V263H93ZM104 264V263H103ZM111 264V263H110ZM131 264H133V263H131ZM137 264V263H136ZM139 264H140V262H139ZM141 264H143L142 263V261H141ZM169 264V263H168ZM181 264V263H180ZM183 264V263H182ZM190 264V263H189ZM195 264V263H194ZM264 264V263H263Z\"/></svg>",
    "mask_w": 264,
    "mask_h": 264
}]
</instances>
